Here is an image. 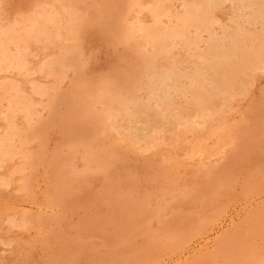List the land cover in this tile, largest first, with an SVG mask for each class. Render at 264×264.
Listing matches in <instances>:
<instances>
[{
  "label": "rangeland",
  "instance_id": "374dc122",
  "mask_svg": "<svg viewBox=\"0 0 264 264\" xmlns=\"http://www.w3.org/2000/svg\"><path fill=\"white\" fill-rule=\"evenodd\" d=\"M65 1L67 4L65 3ZM73 1H75V3ZM119 1H121V2L119 3ZM170 1L171 0H160V1L159 0H147V2H146V0H138L137 3L135 4L134 0H123V1L122 0H106V1L105 0H4V1L0 0V20H1V22H0V102H1L0 103L1 104L0 105V107H1L0 108V118L1 119L4 118V120L0 119V128H1L0 129V135H1L0 136V138H1L0 145H3V146H0V149L2 150V152L0 151V159L2 160V161H0V165H1L0 166V174H1L0 176H2V178L0 177V179H1L0 185L2 184L0 186V205H1L0 211L2 210L1 212H3V215L0 216V248H2V249H0V257L1 256L3 257V258H0L1 264H81V263L86 264L87 262H88L87 264H189V263L190 264H231V263H235V264H254V263L255 264H261V263H263L264 264V65H263L264 62H262L263 64L262 63H258V64L256 63L257 53H258V50L256 47L258 46V44L262 40H264V37H263L264 36V28H262L264 26V14L263 15L260 14L261 16L258 13L254 14L250 8H247V10L246 9L241 10V8H239L237 0H234V1L233 0H230V1L229 0H223V1L213 0L215 2L212 1V3H211V8H212L211 11L212 12L211 13L214 17H216L219 20L218 23H214L211 26V30L214 29V30H212V32L214 34L215 39L216 40L221 39L222 41L227 39L224 42H226V43L228 42V44H229V42L231 43V41L233 39L237 38V35H239L238 33L245 30L242 33L246 36V39L251 44L254 43V44H252L253 47L251 50H249L247 52H243V54H242L243 60L241 62L240 69H238L237 71H234V72H229L228 70L224 69V67L220 64H211L210 62L208 63V60H207L208 55L206 52L207 51L206 48H207V43H208V41H207L208 37L207 36H209V34H208V32H206V31H208L206 29L199 32L200 33L199 37L201 38V40L199 39V42H197L196 44H193L194 46H192V45L190 46L189 43L187 45L186 44V38H184V37H175V38L173 37L174 39L172 37H170V38L167 37V39H165L164 42H163V40H159L157 43H155L157 47L155 46V44L152 45L150 43H147L144 40L145 38L139 32L137 33V31H136V33H135L133 31H131V33L133 32L132 33L133 35H131L130 32H127V30H124L128 27V25L129 26H132L133 24L137 25L139 22H141L145 25H148V24L151 25L154 22V20H153L154 17L152 15V12L148 8L151 5H154L158 2L159 3L162 2L161 4L163 5V7L168 9V11H170V13H177L178 12L179 14H182V11L183 10L185 11V5L183 3H185L186 1H191V0H186V1L185 0H172L171 2ZM152 2H154V3H152ZM178 2H180V3H178ZM43 4H45V5H43ZM119 4L121 6L123 5V7L121 8V6ZM213 4H214V6H213ZM219 4H221V5H219ZM50 5H51V7H50ZM173 5H174V7H173ZM236 5H238V6L236 7ZM99 7H100V9H99ZM141 7H142V10L140 11L139 9H141ZM137 8H138V10H137ZM127 10L129 11L128 13H127ZM125 11H126V15H125ZM137 12H138V14H137ZM237 14H239L240 16ZM250 14H253V15L251 16ZM122 15H124L125 17ZM128 15H130L131 17ZM244 15H246V16H244ZM249 15L252 19L249 17ZM258 15H259V17H258ZM19 16H21V17H19ZM69 16H70V19H69ZM76 16H77V18H76ZM115 16H116V18H115ZM112 17H113V19H112ZM140 17H142V18H140ZM234 17L235 18L237 17V18L235 19ZM40 18H42V21L40 20ZM135 18H136V20H135ZM262 18H263V20H259ZM57 19L59 20V22L60 21L61 22L58 23ZM234 19H235V21H234ZM8 20H10V21H8ZM168 20H169V18L167 16H161V22H162L161 25H163V24H166V25L170 24L171 25L173 20H170V21H168ZM119 21H120V23H119ZM135 21H137V23ZM261 21H263V22H261ZM65 22H66V25H65ZM97 22H99V23H97ZM122 22L124 23V25ZM130 22H131V24L132 23L133 24L131 25ZM220 22H221V24H220ZM249 22H250V24H249ZM259 22H261L260 24L263 23V25H260ZM126 23H127V25H126ZM251 23H252V25H251ZM54 24H56L57 26ZM60 24H61V26L63 25L62 28L64 30L63 29L61 30ZM237 24H239V25L237 26ZM248 24L250 25V27ZM223 25L226 28H224ZM242 25L244 28L246 27L248 31L246 30V28L244 29L242 27ZM163 26H165V25H163ZM216 28H217V30H216ZM258 28H261L259 30H262V31H259ZM36 29H37V31H36ZM52 29H54V30H52ZM39 30H41V31H39ZM74 30H76V31H74ZM227 30H228V32H227ZM239 30H241V31H239ZM192 31H195V29L193 27L190 28V31L189 30L187 31L186 35L191 36L192 34H194V35L197 34L196 32H192ZM231 31H233V32H231ZM51 33H52V35H51ZM123 33H124V36H123ZM125 33H126V35H125ZM249 33H251V34H249ZM257 33H258V35H257ZM91 34H93L92 37H91ZM231 34H233V35H231ZM45 35L47 37H45ZM86 35L88 36V38ZM194 35H192V36H194ZM228 35H230L231 38H229L230 36H228ZM256 35H257V38H255ZM50 36H51L52 40L49 38ZM220 36L221 37L224 36V37L221 38ZM249 36H250V38H247ZM41 37L44 38V40L41 39ZM203 37L205 39H202ZM131 38H133V40ZM31 39L34 42L33 44H32ZM97 39L100 41H98ZM63 40L65 41V43ZM130 40L133 41V43ZM17 41H19V42H17ZM57 41H59V42H57ZM171 41H172V43H171ZM203 41L204 42L207 41V42L204 43ZM45 42L48 44H46ZM101 42H102V44H101ZM142 42L145 43V46ZM53 43H54V45H53ZM256 43H257V45H256ZM103 44H106V46ZM111 44H112V47H111ZM173 44H174V46H173ZM11 45L13 47H11ZM142 46L144 47V49H142L143 48ZM187 46H189V47H187ZM36 47H37V49H36ZM74 47H77V48H74ZM92 47H93V49H92ZM129 47H133V49L131 48V50H130ZM137 47H138V50H137ZM184 47L185 48L187 47L189 50L187 48L185 49ZM15 48H17V50ZM52 49L54 50V52ZM57 49L59 52L57 51ZM61 49L64 51H62ZM193 49L196 50V52ZM204 49H206V50H204ZM20 50H22V51H20ZM143 50L146 52H144ZM88 51H89V53L87 55ZM126 51H127V53H126ZM151 51H153L152 55H151ZM243 51H244V49H243ZM47 52H49V53H47ZM56 52H57V54L55 55L54 53H56ZM110 52H111V54H110ZM132 52H133V54H132ZM29 53H31V54H29ZM114 53L116 54V56ZM142 53L144 55H142ZM99 54H100V56H99ZM158 54H160V55H158ZM133 55H135V56H133ZM29 56H31V57H29ZM152 56H154V57H152ZM192 56H193V58H195V60L192 58ZM150 57H151V59H150ZM160 57H161V59H160ZM180 57H181V59L179 61ZM11 58H12V60H11ZM19 58H21V59L19 60ZM40 58L43 61H40ZM155 58H156V61H155ZM22 59H24V60H22ZM126 59H127V61H126ZM17 60H19L21 62L20 63L18 61L19 65L17 63ZM30 60H31V62H30ZM66 60L69 62L70 65H68V62ZM114 60H115V62H113ZM176 60H178V62H180V63H178ZM181 60L183 62H181ZM203 61L205 62L206 65L204 64ZM64 62H65V64H64ZM108 62H110V63H108ZM169 62H171V63H169ZM35 63H36V65H35ZM47 63H49V64H47ZM202 63H203V66H202ZM207 63H208V66H207ZM71 64H72V66H71ZM105 65H107V66H105ZM124 65L126 67H124ZM215 65H216V67H215ZM256 65H258L260 67V69ZM66 67H67V69L69 68V70H67ZM140 67H142V68H140ZM149 67H151V69L152 68L153 69L152 70L150 69L151 70L150 71ZM38 68L40 69L39 72L36 71V70H38ZM50 68H51V70H50ZM130 68H131V70H130ZM177 68H179V69H177ZM193 68H195L196 70H194ZM220 68H223V69L220 70ZM254 68H256V69H254ZM64 69H65V71H64ZM182 69H184V71L186 73ZM80 70H81V72H80ZM217 70H218V72H217ZM7 71H8V73H7ZM166 71H168V73ZM206 71H209V72L212 71L213 72V73L212 72H210V73L212 74L213 78H215V81H218V83H219L218 89H211L208 84H205V86H204V83L200 78H202V76H201L202 73L206 72ZM254 71H255V73H254ZM28 72H29V74H28ZM31 72H34V74ZM74 72H76V73H74ZM176 72L178 75L176 74ZM200 72H202V73H200ZM227 72H228V74H226ZM17 73H18V75H17ZM232 73H234V74H232ZM242 73L244 74V77H243ZM89 74H90V76H89ZM158 74H161V75H158ZM164 74H165L166 79L162 80V78L164 77L163 76ZM166 74H168L169 76ZM192 74H194V75H192ZM251 74L252 75L255 74V75L252 77ZM4 75H6V77ZM171 75H173V76H171ZM179 75H181V76H179ZM34 76H36V77L34 78ZM94 76H95V78H94ZM147 76H149V77H147ZM245 76L248 78H246ZM25 77H27L26 79H28V78L29 79L28 80L23 79ZM222 77H223V79H222ZM4 78H6V79H4ZM14 78H15V80H14ZM52 78H53V80H52ZM169 78H170V80H169ZM218 78H219V80H218ZM227 78H229V79H227ZM243 79H244V81H243ZM10 80L12 81V83ZM33 80H35V81H33ZM89 80H90V82H89ZM253 80H256V81H253ZM143 81H144V85H143ZM145 81H146V83H145ZM150 81H152V82H150ZM160 81H161V83H160ZM165 81H167V83L169 84L168 87L166 88V90H168V91H165V88L163 87ZM228 81H230V82H228ZM242 81H243V83H242ZM6 82H8V83H6ZM72 82H75V83H72ZM194 82H195V84H194ZM24 83H25V85H23ZM28 83H31L32 85L31 84L28 85ZM69 83H70V86L68 85ZM86 83H88V85ZM153 83H155V84H153ZM238 83H239V85H238ZM255 83H256V85H255ZM26 84H27V86H26ZM52 84H53V86H52ZM76 84H77V86H76ZM147 84H148V86H147ZM185 84L188 86V88ZM228 84H230V85H228ZM241 84H243V85H241ZM136 85H137V88H136ZM158 85H159V87H158ZM190 85H192V87ZM224 85H226V86L224 87ZM31 86H32V89H30ZM44 86H45V88H44ZM104 86L109 87L112 92L110 90L109 91L112 94H114V96H116L118 93L124 94L127 96H130L132 94L130 97L132 98V100L134 102H136V104H138L137 110L139 112L136 111L137 114L135 113L133 116V115H129V113L126 114V113L120 111L112 119L111 123H108V122L104 123L103 122L104 121L103 120V113L105 111V103L103 101L104 98L101 97L102 96L101 92H103L102 87H104ZM176 86L177 87L181 86V87L177 88ZM18 87H19V90H18ZM20 87H21V89H20ZM89 87H91V88H89ZM132 87H133V89H132ZM157 87H158V89H157ZM234 87L236 89H234ZM40 88H41V90H40ZM61 88H62V90H61ZM113 88H115V89H113ZM172 88H173V92H172ZM175 88L178 91H176ZM193 88H196V89L194 90ZM37 89L40 91V93ZM94 89H96V91ZM191 89H193V91ZM42 90L44 92H42ZM1 91H3V92H1ZM4 91L7 93H5ZM179 91L182 92V95ZM234 91H236V92H234ZM23 92H24V95H23ZM32 92H33V94H32ZM145 92L147 94H145ZM153 92H156V94L157 93L158 94L155 95ZM202 92L207 93V94H203ZM245 92H246V94H245ZM12 93H16V95H14V94L12 95ZM19 93L21 95H19ZM72 93H73V95H72ZM149 93H151V94L149 95ZM224 93H225V95H224ZM236 93H237V96L235 95ZM169 94H171V95L169 96ZM135 95L137 98H135ZM153 95H155L156 97ZM188 95H190V96H188ZM192 95H193V97H192ZM210 95L211 96L213 95V96L211 97ZM242 95H244V96H242ZM10 96H11V98H10ZM147 96L150 98H148ZM157 96L159 98H157ZM214 96H216V97H214ZM219 96L221 99L219 98ZM233 96H234V98H233ZM75 97H76V100H75ZM206 97L209 100L210 99L211 100L209 101ZM14 98L17 101V103L15 102ZM44 98L45 99L48 98V99L45 101ZM83 98H84V100H83ZM90 98H91V100H90ZM162 98L164 99V102L162 101ZM187 98H188V100H187ZM191 98H192V100H191ZM198 98L203 99V104L205 106L201 112L202 115L196 116V104L194 101H196V99H198ZM2 99H4L5 101ZM9 99H11V100L9 101ZM149 99H151V100L148 101ZM213 99H215V100H213ZM12 100H13V103H12ZM52 100L53 101L55 100V102L53 103ZM171 100H172V102H171ZM218 100H220V101H218ZM160 101H161V103H160ZM169 101L171 103H169ZM230 101H232V102L230 103ZM41 102H42V105H41ZM44 102L46 103V105H48V108H46L47 106L45 105ZM93 102H95V104ZM140 102H141V104H140ZM191 102H193V103H191ZM19 103H21L20 105H22V106H20ZM216 103L218 104L219 108L217 107ZM14 104L16 107L14 106ZM52 104H53V106H52ZM175 104H176V106H175ZM7 105L11 108L10 110H9V107ZM184 105L186 106V108L184 107ZM23 106H25L26 108H23ZM31 106L33 107V109H31L32 108ZM91 106H93V108ZM148 106L150 108H148ZM163 106H164V108H163ZM170 106H172L175 111L179 112V116H177V117L174 116L175 118L173 116H170V117L164 116V113L167 110L173 111ZM187 106L190 108H188ZM227 106H229L230 108H228ZM232 106L235 110L232 108ZM56 107H57V109H56ZM100 107H102V109H100ZM82 108H83V110H82L83 112L81 111ZM131 108H133V105H131ZM155 108L159 112L155 111L156 110ZM231 109H233L234 111H232ZM36 110L38 111V113ZM147 110L150 114L147 112ZM208 110H209V112H208ZM211 110H213V111H211ZM231 111H232V113H231ZM19 112H20V114H19ZM33 112H35V113H33ZM151 112H152V114H151ZM30 113H32V114H30ZM68 113H69V115H68ZM84 113L86 115L88 113L87 117ZM35 114H36V116H35ZM47 115H48V117H47ZM157 115L160 118H157ZM187 115H189V117H187ZM81 116H84V117L82 118ZM76 117H79V118L77 119ZM135 117H137V118H135ZM143 117H145V118H143ZM147 117L149 120H147ZM155 117H156V119H155ZM219 117H220V119H218ZM27 118L29 119V121ZM124 118L127 120H125ZM5 119H6V121H5ZM12 119H13V121H12ZM178 119H179V121H178ZM225 119L227 120V122ZM9 120H10V122H9ZM58 120H59V122H58ZM128 120H130V121H128ZM173 120H174V122H173ZM4 121H5V123H4ZM26 121H27V123H26ZM85 121L87 122V126H86ZM90 121H91V123H89ZM154 121H156V122H154ZM168 121H171L172 123L171 122L168 123ZM216 121H218V122H216ZM40 122H41V124H40ZM66 122H68V123H66ZM44 123L47 125H45ZM145 123H146V125H145ZM219 123H221V124L219 125ZM6 124H8L7 128L5 127ZM116 124H117V126H116ZM153 124H154V126H153ZM202 124H203V126H202ZM15 125H17V128ZM29 125L31 127H29ZM64 125H65V127H64ZM90 125H91V127H90ZM109 125H112V126L110 127ZM138 125L140 126L139 128H137ZM166 125H167V127H166ZM174 125H175L176 129L174 128ZM194 125L197 127H195ZM213 125H215V126H213ZM45 126H46V128H44ZM76 126H78L79 128H77ZM224 126L227 128V130H226V128H224ZM13 127H14V129H12ZM20 127H22V128L19 129ZM47 127H49V128H47ZM95 127L97 129H95ZM100 127H102V128H100ZM148 127H152V128H148ZM171 127H173V128H171ZM199 127L202 128L203 130L200 129ZM230 127L231 128L233 127V128L231 129ZM9 128H10V130H9ZM25 128H27V129H25ZM221 128L224 130H222ZM28 129H29V131H28ZM74 129H77L78 131L77 130L75 131ZM111 129L113 132L111 131ZM125 129H128V130H125ZM219 129H221V130H219ZM4 130H6L7 132ZM8 130H9V132H8ZM71 130H74V131H71ZM217 130H218V132H220V134L217 132ZM14 131H16V132L14 133ZM24 131H26V133ZM39 131L42 133H40ZM91 131H93V132H91ZM173 131H174V133H172ZM189 131H190V133H189ZM2 132H4V133H2ZM58 132H60V133H58ZM61 132H62V134H61ZM165 132L167 135L165 134ZM200 132H202V134ZM18 133L21 135H19ZM50 133H53V134L50 135ZM144 133H146V134H144ZM222 133H224L225 135ZM12 134H13V136H12L13 138H11ZM68 134H69V136H68ZM99 134H101V135H99ZM113 134H115V136ZM169 134L170 135L172 134L173 136H170ZM177 134H178V136H176ZM197 134L200 136H198ZM213 134H215V135H213ZM216 134H217V136H216ZM204 135H206V136H204ZM208 135H210V136L213 135V136L210 139V136H208ZM221 135H222V137L223 136H225V137L222 138ZM91 136H93V137H91ZM104 136L107 139L106 138L104 139ZM132 136H134V137H132ZM218 136L220 137L221 141L219 140ZM16 137H17V139H16ZM155 137H157V138H155ZM186 137H188V138H186ZM215 137H217L216 141L214 139ZM6 138L7 139L9 138V139L7 140ZM98 138L101 140H99ZM109 138H111V139H109ZM153 138H154V140H153ZM170 138H171V140H170ZM172 138H174V139L177 138V139L174 140ZM21 139H22V141H21ZM40 139H41V141H40ZM62 139H64V140H62ZM91 139H94V140H91ZM186 139H188V140H186ZM192 139H193V142H192ZM198 139H201V140L199 141ZM142 140H143V142H141ZM63 141H64V143H63ZM110 141L113 144V146L110 143ZM148 141H150V142H148ZM226 141H228V142L226 143ZM4 142H5V144H9V146L5 145ZM115 142H117V143H115ZM66 143H67V145H66ZM70 143H71V145L73 144L74 146L72 145L73 146L72 147L70 145ZM76 143L78 145H76ZM118 143H119V146H118ZM151 143H152V145H151ZM162 143H165V145H166V143H168V145L165 146L164 144L162 145ZM11 144H12V146H10ZM61 144L64 146H62ZM146 144L148 145V147ZM192 144H194V145H192ZM217 144L220 146H217ZM222 144H223V146H222ZM5 146H6V149L8 150V152L3 151V148ZM43 146L46 149H44ZM87 146H89V147H87ZM137 146H138V148H136ZM142 146H144V148H142ZM151 146H152V148H151ZM209 146H210V149H209ZM214 146H217L218 148L214 147ZM8 147H9V149H8ZM60 147H62V148H60ZM112 147L114 149L115 148L117 149L119 147V149H117V150L115 149V151H114V149H112V151H111L110 149ZM140 147H141V149H140ZM186 147L188 148V151H187ZM199 147H201V148H199ZM203 147L204 148L206 147L207 150L205 149V151H203L204 150ZM10 148H11V150H10ZM12 148H16V149L14 150ZM58 148H59V150H58ZM163 148H165V149H163ZM196 148H198V149H196ZM22 149L23 150L27 149L28 151L27 150L23 151ZM129 149L130 150L132 149V150L130 151ZM174 149H175V152H174ZM211 149H212V151L213 150H216V151L212 152ZM45 150L48 151V153ZM75 150L77 153L76 152L74 153ZM156 150H158V151L161 150V151L158 152ZM11 151H12V154H11ZM13 151H15V152H13ZM57 151H59V152H57ZM86 151H88V153ZM111 152H112V154H111ZM4 153L6 156L4 155ZM20 153H21V155H20ZM25 153L28 155H26ZM64 153H66L67 156ZM71 153L74 154V156ZM168 153L171 157L168 155ZM194 154L195 155L199 154V155L195 156ZM19 155L21 158L19 157ZM99 155H101V156H99ZM118 155H120V157ZM208 155H211V156L209 157ZM2 156H3V158H2ZM11 156H12V158H11ZM93 156L95 158L97 157L96 160ZM139 156H140V158H139ZM39 157H40V159H39ZM165 157H166V159H164ZM197 157H198V159H197ZM16 158H18V159L16 160ZM48 158L49 159L51 158V159L49 160ZM84 158H85V160H84ZM167 158H168V160H167ZM190 158H192V159H190ZM25 159H27V161L28 160H30V161L27 162ZM205 159H206V161H205ZM89 160L91 162H89ZM98 160L101 162H99ZM209 160H210V162H209ZM18 161H19V163H18ZM167 161L170 163H168ZM197 161H199V162H197ZM15 162H17V163H15ZM199 163H201V164H199ZM184 164H186V165H184ZM202 164H203V166H202ZM5 165L7 167H5ZM13 165H14V167L16 166V168L12 167ZM70 165H72V168ZM19 166H21V167L19 168ZM80 166H82L81 167L82 169L79 168ZM185 167H188V168H185ZM192 167H194V169ZM156 168H158V170ZM15 169H16V172H14ZM20 169H22V170H20ZM73 170H75V173ZM161 170L164 171V176H163V172ZM23 171L26 174H24ZM165 172L169 173L171 176L169 174H168L169 176L167 174L165 175ZM13 173H14V175H13ZM71 173H72V176H70ZM28 174H30V175H28ZM159 174H161L162 177L159 176ZM5 176H7V177H5ZM10 176L12 177L13 181L11 180ZM191 176H192V178H191ZM193 176H194V178H193ZM106 178H108V179H106ZM24 179H26V182ZM71 179H72V181H71ZM2 180L3 181L5 180V181L3 182ZM18 181H19V183H18ZM161 181H163L164 183ZM171 181H172V183H171ZM192 181L194 183L196 182L195 185ZM22 182H24V183H22ZM61 182L65 183V184L61 185ZM21 184H23V185H21ZM73 184H74V186H73ZM182 184H183V186H181ZM174 185H176V186H174ZM167 186H169V187H167ZM63 187L65 188L66 191L64 190ZM13 189H15L16 191ZM178 189H180V190L178 191ZM192 189H193V191H192ZM67 190H68V192H67ZM154 190H155V192H154ZM199 190H200V192H198ZM171 191H173V192H171ZM187 192H188V194H187ZM160 193H161V195H160ZM147 194H148V196H147ZM191 196H192V198H191ZM29 198H30V200H29ZM31 200H33V201H31ZM129 201H130V203H129ZM162 201H163V203H162ZM131 202H133V203H131ZM186 202H188V203H186ZM42 203H43V205H42ZM130 204H132V205H130ZM42 206H45V207H42ZM45 208L47 209L46 211H45ZM37 209L40 212H38ZM159 209H160V211H159ZM3 210L6 212H4ZM41 213H43V214H41ZM45 214H46V216H45ZM9 215H11L10 216L11 218L9 217ZM29 215H30V217H29ZM18 216H21V218L19 217L20 218L19 219ZM12 217H13V220H12ZM8 218H10V219H8ZM8 220H9V222H8ZM14 220H16L17 224L15 223ZM10 221L11 222L13 221V222L11 223ZM7 227H8V229H7ZM165 230H166V232H165ZM152 233H154V234H152ZM12 235H14L13 238H12ZM167 235L169 237H167ZM154 236L157 237L158 239L155 238ZM162 236H164L165 239ZM159 237H161V238H159ZM148 239H150V240L148 241ZM169 239H171L172 241H170ZM9 241H10V243H9ZM14 241H15V243H14ZM1 242H3V243L5 242L4 243L5 245L3 243L1 244ZM175 242L178 244L176 245ZM16 244H20V245L17 246ZM179 244L181 247H179ZM23 245L26 248H24V247L22 248ZM186 245H189V246H186ZM9 246H12V247H9ZM20 246H21V248H20ZM11 249H13V250H11ZM17 249H19V250H17ZM20 249H22V250H20ZM4 250H5V252H4ZM156 250H158V251H156ZM250 252H251V254H250ZM88 254H90V255H88ZM92 254H94V255H92ZM254 255H255V257H254ZM140 256L142 258H140ZM143 257H144V259H143ZM243 257H245L246 259ZM90 259H92V260L89 261ZM137 259L139 262L137 261ZM257 259H258V262H257ZM135 261H137V262H135Z\"/></svg>",
  "mask_w": 264,
  "mask_h": 264
},
{
  "label": "bare ground",
  "instance_id": "6f19581e",
  "mask_svg": "<svg viewBox=\"0 0 264 264\" xmlns=\"http://www.w3.org/2000/svg\"><path fill=\"white\" fill-rule=\"evenodd\" d=\"M4 1V0H3ZM106 1V0H105ZM123 1V0H122ZM137 1L138 0H134V3L136 4L137 3ZM160 1V0H159ZM172 1V0H171ZM170 1V2H171ZM186 1V0H185ZM212 1L213 0H191V1H186L185 3H183L184 5H185V11L183 12L182 11V14H179L178 12V14L177 13H170V11H168V9H166V8H164L163 7V5L161 4V3H156V4H154V5H151V6H149L148 8L150 9V11L152 12V15H153V17H154V22L151 24V25H145V24H143V23H141V22H139L137 25H134L133 23V25L131 24V22H130V24L132 25V26H129L128 25V27L126 28V29H124V30H127V32H130L131 33V31H133V32H135L136 33V31H137V33L139 32L145 39V41L147 42V43H150V44H155V43H157L159 40H163V42H164V40L165 39H167V37H184V38H186V44L188 45V43H189V45L191 46H194L193 44H196L197 42H199V39L201 40V38L199 37V32H201V31H203V30H208V31H206V32H208V34H209V36H207L208 38V43H207V60H208V63L210 62L211 64H220V65H222L223 67H224V69H226V70H228L229 72H234V71H237L238 69H240V66H241V62H242V60H243V57H242V54H243V52H247V51H249V50H251L252 49V47H253V45L252 44H254V43H250L247 39H246V36L242 33V32H244V31H242V32H240V33H238L239 35H237V38H235V39H233L232 41H231V43L229 42V44H228V42L226 43V42H224L225 40H227V39H225L224 41H222L221 39L220 40H216L215 39V37H214V34H213V32H212V30H214V29H212L211 30V26L214 24V23H218L219 22V20L216 18V17H214L213 15H212V11H211V3H212ZM220 1H223V0H220ZM230 1V0H229ZM234 1V0H233ZM232 1V2H233ZM238 1V5H239V8H241V10L243 9H246L247 10V8H250L252 11H253V13L254 14H256V13H258L259 15L261 14V15H263L264 14V1L263 0H237ZM49 2V1H48ZM51 2V1H50ZM61 2V1H60ZM63 2V1H62ZM74 3H75V1H73ZM117 2V1H116ZM121 1H119V3H120ZM126 2V1H125ZM130 2V1H129ZM146 2H147V0H146ZM213 2H215V1H213ZM43 3V2H42ZM65 3H66V1H65ZM99 3V2H98ZM118 3V2H117ZM151 3V2H150ZM152 3H154V2H152ZM167 3V2H166ZM178 3H180V2H178ZM182 3V2H181ZM218 3V2H217ZM224 3V2H223ZM67 4V3H66ZM78 4V3H77ZM123 4V3H122ZM134 4V5H135ZM145 4V3H144ZM222 4V3H221ZM221 4H219V5H221ZM225 4V3H224ZM236 4V3H235ZM43 5H45V4H43ZM47 5V4H46ZM120 5V4H119ZM125 5V4H124ZM182 5V4H181ZM218 5V6H219ZM223 5V4H222ZM228 5V4H227ZM238 5H236V7L238 6ZM49 6V5H48ZM57 6V5H56ZM71 6V5H70ZM78 6V5H77ZM97 6V5H96ZM121 6V5H120ZM213 6H214V4H213ZM50 7H51V5H50ZM67 7V6H66ZM106 7V6H105ZM123 7V5L121 6V8ZM173 7H174V5H173ZM225 7V6H224ZM227 7V6H226ZM182 8V7H181ZM216 8V7H215ZM223 8V7H222ZM232 8V7H231ZM67 9V8H66ZM99 9H100V7H99ZM130 9V8H129ZM82 10V9H81ZM114 10V9H113ZM118 10V9H117ZM122 10V9H121ZM133 10V9H132ZM137 10H138V8H137ZM140 11L142 10V7H141V9H139ZM237 10V9H236ZM239 10V9H238ZM49 11V10H48ZM176 11V10H175ZM223 11V10H222ZM251 11V12H252ZM36 12V11H35ZM82 12V11H81ZM116 12V11H115ZM129 11L127 10V13H128ZM240 12V11H239ZM247 12V11H246ZM51 13V12H50ZM67 13V12H66ZM101 13V12H100ZM111 13V12H110ZM119 13V12H118ZM144 13V12H143ZM146 13V12H145ZM219 13V12H218ZM30 14V13H29ZM122 14V13H121ZM135 14V13H134ZM137 14H138V12H137ZM136 14V15H137ZM148 14V13H147ZM223 14V13H222ZM242 14V13H241ZM247 14V13H246ZM55 15V14H54ZM69 15V14H68ZM79 15V14H78ZM118 15V14H117ZM125 15H126V11H125ZM133 15V14H132ZM141 15V14H140ZM151 15V16H152ZM237 15H239V14H237ZM251 16L253 15V14H250ZM250 15H249V17H250ZM259 15H258V17H259ZM260 15V16H261ZM36 16V15H35ZM56 16V15H55ZM122 16H124V15H122ZM128 16H130V15H128ZM161 16H167L168 18H169V20L168 21H170V20H173V22H172V24L170 25H166V24H163V25H165V26H163V25H161ZM240 16V15H239ZM238 16V17H239ZM244 16H246V15H244ZM255 16V15H254ZM19 17H21V16H19ZM26 17V16H25ZM50 17V16H49ZM72 17V16H71ZM125 17V16H124ZM131 17V16H130ZM137 17V16H136ZM220 17V16H219ZM15 18V17H14ZM76 18H77V16H76ZM115 18H116V16H115ZM121 18V17H120ZM140 18H142V17H140ZM139 18V19H140ZM235 18V17H234ZM237 18V17H236ZM235 18V19H236ZM245 18V17H244ZM243 18V19H244ZM251 18V17H250ZM19 19V18H18ZM69 19H70V16H69ZM85 19V18H84ZM112 19H113V17H112ZM147 19V18H146ZM228 19V18H227ZM235 19H234V21H235ZM239 19V18H238ZM248 19V18H247ZM252 19V18H251ZM250 19V20H251ZM4 20V19H3ZM40 20L42 21V18H40ZM58 20V19H57ZM56 20V21H57ZM102 20V19H101ZM135 20H136V18H135ZM230 20V19H229ZM254 20V19H253ZM259 20H263V18L262 19H259ZM8 21H10V20H8ZM7 21V22H8ZM123 21V20H122ZM126 21V20H125ZM124 21V22H125ZM130 21V20H129ZM164 21V20H163ZM166 21V20H165ZM167 21V22H168ZM0 22H1V20H0ZM12 22V21H11ZM45 22V21H44ZM61 22V21H60ZM59 22V20H58V23H60ZM81 22V21H80ZM103 22V21H102ZM136 23H137V21H135ZM242 22V21H241ZM256 22V21H255ZM254 22V23H255ZM258 22V21H257ZM261 22H263V21H261ZM261 22H259V24L261 23ZM53 23V22H52ZM97 23H99V22H97ZM119 23H120V21H119ZM123 23V22H122ZM129 23V22H128ZM166 23V22H165ZM234 23V22H233ZM27 24V23H26ZM63 24V23H62ZM118 24V23H117ZM220 24H221V22H220ZM243 24V23H242ZM249 24H250V22H249ZM248 24V25H249ZM24 25V24H23ZM37 25V24H36ZM39 25V24H38ZM54 25H56V24H54ZM65 25H66V22H65ZM101 25V24H100ZM123 25H124V23H123ZM126 25H127V23H126ZM225 25V24H224ZM224 25H223V27H224ZM239 24H237V26H238ZM251 25H252V23H251ZM254 25V24H253ZM257 25V24H256ZM260 25H263V23L262 24H260ZM17 26V25H16ZM57 26V25H56ZM59 26V25H58ZM60 26H61V24H60ZM63 26V25H62ZM62 26H61V30L63 29L62 28ZM90 26V25H89ZM220 26V25H219ZM18 27V26H17ZM66 27V26H65ZM64 27V28H65ZM86 27V26H85ZM91 27V26H90ZM114 27V26H113ZM191 27H193L194 29H195V31H192V32H196L197 34L196 35H194V34H192V35H194V36H187L186 35V33H187V31L189 30L190 31V28ZM222 27V26H221ZM222 27V28H223ZM242 27H243V25H242ZM249 27H250V25H249ZM13 28V27H12ZM16 28V27H15ZM92 28V27H91ZM90 28V29H91ZM124 28V27H123ZM213 28V27H212ZM224 28H226V27H224ZM223 28V29H224ZM237 28V27H236ZM244 28V27H243ZM246 28V27H245ZM244 28V29H245ZM252 28V27H251ZM262 28H264V26L262 27ZM34 29V28H33ZM39 29V28H38ZM88 29V28H87ZM94 29V28H93ZM239 29V28H238ZM253 29V28H252ZM251 29V30H252ZM259 29H261V28H258V30ZM44 30V29H43ZM52 30H54V29H52ZM64 30V29H63ZM103 30V29H102ZM216 30H217V28H216ZM219 30V29H218ZM222 30V29H221ZM230 30V29H229ZM246 30H247V28H246ZM36 31H37V29H36ZM39 31H41V30H39ZM48 31V30H47ZM66 31V30H65ZM74 31H76V30H74ZM88 31V30H87ZM90 31V30H89ZM96 31V30H95ZM100 31V30H99ZM234 31V30H233ZM233 31H231V32H233ZM239 31H241V30H239ZM248 31V30H247ZM259 31H262V30H259ZM49 32V31H48ZM55 32V31H54ZM91 32V31H90ZM89 32V33H90ZM132 32V33H133ZM205 32V33H206ZM220 32V31H219ZM226 32V31H225ZM227 32H228V30H227ZM253 32V31H252ZM251 32V33H252ZM88 33V34H89ZM92 33V32H91ZM97 33V32H96ZM95 33V34H96ZM131 33V35H133ZM134 33V34H135ZM217 33V32H216ZM251 33H249V34H251ZM25 34V33H24ZM43 34V33H42ZM78 34V33H77ZM94 34V35H95ZM98 34V33H97ZM101 34V33H100ZM248 34V33H247ZM38 35V34H37ZM36 35V36H37ZM51 35H52V33H51ZM85 35V34H84ZM92 35L93 34H91V37H92ZM125 35H126V33H125ZM139 35V34H138ZM140 35V36H141ZM220 35V34H219ZM218 35V36H219ZM231 35H233V34H231ZM257 35H258V33H257ZM257 35H256V37L255 38H257ZM34 36V35H33ZM55 36V35H54ZM69 36V35H68ZM87 36V35H86ZM123 36H124V33H123ZM226 36V35H225ZM228 36H230V35H228ZM251 36V35H250ZM250 36L249 37H247V38H250ZM260 36V35H259ZM40 37V36H39ZM45 37H47L46 35H45ZM64 37V36H63ZM76 37V36H75ZM84 37V36H83ZM96 37V36H95ZM221 37V36H220ZM224 36H222L221 38H223ZM261 37V36H260ZM264 37V36H263ZM5 38V37H4ZM51 40H52V38H51V36L49 37ZM71 38V37H70ZM87 38H88V36H87ZM124 38V37H123ZM173 38V39H174ZM217 38V37H216ZM228 38V37H227ZM229 38H231V36L229 37ZM254 38V39H255ZM25 39V38H24ZM41 39H43L44 40V38H42L41 37ZM55 39V38H54ZM59 39V38H58ZM132 40H133V38H131ZM139 39V38H138ZM202 39H205L204 37L202 38ZM219 39V38H218ZM28 40V39H27ZM57 40V39H56ZM75 40V39H74ZM86 40V39H85ZM90 40V39H89ZM98 40V39H97ZM110 40V39H109ZM114 40V39H113ZM7 41V40H6ZM31 41H32V39H31ZM30 41V42H31ZM64 41V40H63ZM69 41V40H68ZM77 41V40H76ZM75 41V42H76ZM98 41H100V40H98ZM122 41V40H121ZM131 41V40H130ZM136 41V40H135ZM139 41V40H138ZM169 41V40H168ZM167 41V42H168ZM182 41V40H181ZM207 41H205V42H207ZM254 41V40H253ZM252 41V42H253ZM17 42H19V41H17ZM21 42V41H20ZM50 42V41H49ZM57 42H59V41H57ZM67 42V41H66ZM74 42V41H73ZM78 42V41H77ZM103 42V41H102ZM102 42H101V44H102ZM124 42V41H123ZM132 43H133V41H131ZM204 42V41H203ZM204 42V43H205ZM34 42L32 41V44H33ZM46 43V42H45ZM61 43V42H60ZM63 43V42H62ZM64 43H65V41H64ZM81 43V42H80ZM79 43V44H80ZM105 43V42H104ZM115 43V42H114ZM117 43V42H116ZM126 43V42H125ZM140 43V42H139ZM143 43V42H142ZM141 43V44H142ZM171 43H172V41H171ZM179 43V42H178ZM185 43V42H184ZM202 43V42H201ZM46 44H48V43H46ZM71 44V43H70ZM100 44V43H99ZM100 44V45H101ZM144 44V46H145V43H143ZM160 44V43H159ZM177 44V43H176ZM13 45V44H12ZM11 45V47H13ZM25 45V44H24ZM53 45H54V43H53ZM59 45V44H58ZM66 45V44H65ZM73 45V44H72ZM78 45V44H77ZM81 45V44H80ZM83 45V44H82ZM92 45V44H91ZM103 45H105L106 46V44H103ZM128 45V44H127ZM134 45V44H133ZM165 45V44H164ZM170 45V44H169ZM184 45V44H183ZM256 45H257V43H256ZM20 46V45H19ZM35 46V45H34ZM52 46V45H51ZM56 46V45H55ZM67 46V45H66ZM65 46V47H66ZM76 46V45H75ZM123 46V45H122ZM132 46V45H131ZM136 46V45H135ZM148 46V45H147ZM155 46H156V44H155ZM162 46V45H161ZM171 46V45H170ZM173 46H174V44H173ZM176 46V45H175ZM181 46V45H180ZM198 46V45H197ZM202 46V45H201ZM64 47V46H63ZM68 47V46H67ZM111 47H112V44H111ZM143 47V46H142ZM157 47V46H156ZM159 47V46H158ZM164 47V46H163ZM172 47V46H171ZM187 47H189V46H187ZM186 47V48H187ZM196 47V46H195ZM194 47V48H195ZM20 48V47H19ZM23 48V47H22ZM21 48V49H22ZM41 48V47H40ZM74 48H77V47H74ZM96 48V47H95ZM103 48V47H102ZM106 48V47H105ZM116 48V47H115ZM120 48V47H119ZM130 48V50H131V48L133 49V47H129ZM167 48V47H166ZM173 48V47H172ZM185 48V47H184ZM185 48V49H186ZM204 48V47H203ZM257 48V50H258V53H257V61H256V63L258 64V63H262V62H264V40H262L259 44H258V46L256 47ZM16 50H17V48H15ZM30 49V48H29ZM35 49V48H34ZM36 49H37V47H36ZM39 49V48H38ZM92 49H93V47H92ZM108 49V48H107ZM118 49V48H117ZM142 49H144V47L142 48ZM182 49V48H181ZM188 49V48H187ZM206 49H204V50H206ZM243 49H244V51H243ZM11 50V49H10ZM32 50V49H31ZM42 50V49H41ZM40 50V51H41ZM53 50V49H52ZM62 50V49H61ZM67 50V49H66ZM81 50V49H80ZM84 50V49H83ZM90 50V49H89ZM100 50V49H99ZM110 50V49H109ZM112 50V49H111ZM137 50H138V47H137ZM149 50V49H148ZM179 50V49H178ZM189 50V49H188ZM194 50V49H193ZM20 51H22V50H20ZM57 51H58V49H57ZM62 51H64V50H62ZM73 51V50H72ZM116 51V50H115ZM136 51V50H135ZM134 51V52H135ZM144 51V50H143ZM192 51V50H191ZM195 52H196V50H194ZM193 51V52H194ZM200 51V50H199ZM53 52H54V50H53ZM59 52V51H58ZM67 52V51H66ZM65 52V53H66ZM91 52V51H90ZM112 52V51H111ZM111 52H110V54H111ZM144 52H146V51H144ZM152 52L153 51H151V55H152ZM155 52V51H154ZM158 52V51H157ZM205 52V53H206ZM253 52V51H252ZM17 53V52H16ZM38 53V52H37ZM36 53V54H37ZM47 53H49V52H47ZM46 53V54H47ZM88 53H89V51L87 52V55H88ZM126 53H127V51H126ZM149 53V52H148ZM192 53V52H191ZM203 53V52H202ZM201 53V54H202ZM20 54V53H19ZM24 54V53H23ZM29 54H31V53H29ZM42 54V53H41ZM44 54V53H43ZM55 55L57 54V52L56 53H54ZM71 54V53H70ZM115 54V53H114ZM131 54V53H130ZM132 54H133V52H132ZM135 54V53H134ZM188 54V53H187ZM16 55V54H15ZM27 55V54H26ZM45 55V54H44ZM43 55V56H44ZM67 55V54H66ZM65 55V56H66ZM78 55V54H77ZM86 55V56H87ZM138 55V54H137ZM142 55H144L143 53H142ZM158 55H160V54H158ZM177 55V54H176ZM189 55V54H188ZM187 55V56H188ZM197 55V54H196ZM195 55V56H196ZM256 55V54H255ZM34 56V55H33ZM40 56V55H39ZM63 56V55H62ZM68 56V55H67ZM75 56V55H74ZM99 56H100V54H99ZM115 56H116V54H115ZM119 56V55H118ZM133 56H135V55H133ZM156 56V55H155ZM191 56V55H190ZM194 56V55H193ZM193 56H192V58H193ZM16 57V56H15ZM27 57V56H26ZM29 57H31V56H29ZM152 57H154V56H152ZM162 57V56H161ZM161 57H160V59H161ZM197 57V56H196ZM34 58V57H33ZM42 58V57H41ZM41 58H40V61H43V60H41ZM52 58V57H51ZM88 58V57H87ZM132 58V57H131ZM169 58V57H168ZM176 58V57H175ZM190 58V57H189ZM200 58V57H199ZM203 58V57H202ZM6 59V58H5ZM21 58H19V60H20ZM29 59V58H28ZM45 59V58H44ZM65 59V58H64ZM140 59V58H139ZM150 59H151V57H150ZM149 59V60H150ZM173 59V58H172ZM177 59V58H176ZM180 59H181V57L179 58V61H180ZM194 60H195V58H193ZM197 59V58H196ZM11 60H12V58H11ZM15 60V59H14ZM19 60H17V63H18V61ZM22 60H24V59H22ZM26 60V59H25ZM62 60V59H61ZM80 60V59H79ZM116 60V59H115ZM115 60L113 61V62H115ZM183 60V59H182ZM181 60V62H183ZM193 60V61H194ZM201 60V59H200ZM205 60V59H204ZM35 61V60H34ZM38 61V60H37ZM65 61V60H64ZM67 61V60H66ZM72 61V60H71ZM93 61V60H92ZM119 61V60H118ZM126 61H127V59H126ZM155 61H156V58H155ZM171 61V60H170ZM174 61V60H173ZM177 62H178V60H176ZM186 61V60H185ZM202 61V60H201ZM246 61V60H245ZM20 62V61H19ZM23 62V61H22ZM30 62H31V60H30ZM36 62V61H35ZM48 62V61H47ZM68 62V61H67ZM98 62V61H97ZM130 62V61H129ZM188 62V61H187ZM199 62V61H198ZM204 62V61H203ZM21 63V62H20ZM94 63V62H93ZM108 63H110V62H108ZM112 63V62H111ZM117 63V62H116ZM120 63V62H119ZM118 63V64H119ZM145 63V62H144ZM147 63V62H146ZM156 63V62H155ZM164 63V62H163ZM169 63H171V62H169ZM178 63H180V62H178ZM185 63V62H184ZM194 63V62H193ZM201 63V62H200ZM208 63H207V66H208ZM15 64V63H14ZM13 64V65H14ZM28 64V63H27ZM38 64V63H37ZM47 64H49V63H47ZM64 64H65V62H64ZM86 64V63H85ZM97 64V63H96ZM127 64V63H126ZM192 64V63H191ZM197 64V63H196ZM204 64H205V62H204ZM263 64V63H262ZM261 64V65H262ZM9 65V64H8ZM18 65H19V63H18ZM35 65H36V63H35ZM39 65V64H38ZM68 65H70L69 64V62H68ZM80 65V64H79ZM117 65V64H116ZM133 65V64H132ZM193 65V64H192ZM206 65V64H205ZM264 65V64H263ZM71 66H72V64H71ZM105 66H107V65H105ZM110 66V65H109ZM159 66V65H158ZM157 66V67H158ZM161 66V65H160ZM191 66V65H190ZM200 66V65H199ZM202 66H203V63H202ZM213 66V65H212ZM257 67H259L258 65H256ZM15 67V66H14ZM38 67V66H37ZM49 67V66H48ZM79 67V66H78ZM124 67H126L125 65H124ZM128 67V66H127ZM152 67V66H151ZM151 67H149V70L151 69ZM156 67V66H155ZM164 67V66H163ZM195 67V66H194ZM201 67V66H200ZM215 67H216V65H215ZM218 67V66H217ZM250 67V66H249ZM5 68V67H4ZM28 68V67H27ZM31 68V67H30ZM36 68V67H35ZM63 68V67H62ZM104 68V67H103ZM140 68H142V67H140ZM160 68V67H159ZM169 68V67H168ZM173 68V67H172ZM171 68V69H172ZM175 68V67H174ZM186 68V67H185ZM184 68V69H185ZM189 68V67H188ZM66 69H67V67H66ZM71 69V68H70ZM112 69V68H111ZM153 69V68H152ZM151 69V70H152ZM177 69H179V68H177ZM184 69H182L183 71H184ZM190 69V68H189ZM194 70H196L195 68H193ZM207 69V68H206ZM213 69V68H212ZM217 69V68H216ZM221 69H223V68H220V70ZM253 69V68H252ZM254 69H256V68H254ZM259 69H260V67H259ZM3 70V69H2ZM7 70V69H6ZM5 70V71H6ZM16 70V69H15ZM42 70V69H41ZM50 70H51V68H50ZM53 70V69H52ZM63 70V69H62ZM67 70H69V68L67 69ZM72 70V69H71ZM78 70V69H77ZM82 70V69H81ZM81 70H80V72H81ZM130 70H131V68H130ZM135 70V69H134ZM138 70V69H137ZM148 70V69H147ZM150 70V71H151ZM155 70V69H154ZM160 70V69H159ZM199 70V69H198ZM219 70V69H218ZM218 70H217V72H218ZM225 70V71H226ZM247 70V69H246ZM251 70V69H250ZM4 71V70H3ZM30 71V70H29ZM37 72H39L40 71V69L38 68V70H36ZM49 71V70H48ZM64 71H65V69H64ZM73 71V70H72ZM105 71V70H104ZM162 71V70H161ZM165 71V70H164ZM176 71V70H175ZM192 71V70H191ZM214 71V70H213ZM62 72V71H61ZM144 72V71H143ZM149 72V71H148ZM153 72V71H152ZM167 73H168V71H166ZM171 72V71H170ZM179 72V71H178ZM185 72V71H184ZM194 72V71H193ZM199 72V71H198ZM210 72H212V71H210ZM209 71H206V72H200V73H202V78H200L202 81H203V83H204V86H205V84H208L209 85V87L211 88V89H218L219 88V83H218V81H215V78H213V76H212V74L210 73ZM258 72V71H257ZM262 72V71H261ZM260 72V73H261ZM7 73H8V71H7ZM12 73V72H11ZM24 73V72H23ZM31 73H33L34 74V72H31ZM30 73V74H31ZM44 73V72H43ZM53 73V72H52ZM73 73V72H72ZM74 73H76V72H74ZM98 73V72H97ZM139 73V72H138ZM150 73V72H149ZM158 73V72H157ZM162 73V72H161ZM173 73V72H172ZM186 73V72H185ZM213 73V72H212ZM215 73V72H214ZM254 73H255V71H254ZM28 74H29V72H28ZM32 74V75H33ZM48 74V73H47ZM56 74V73H55ZM86 74V73H85ZM118 74V73H117ZM124 74V73H123ZM144 74V73H143ZM142 74V75H143ZM176 74H177V72H176ZM175 74V75H176ZM216 74V73H215ZM214 74V75H215ZM226 74H228V72L226 73ZM232 74H234V73H232ZM243 74V73H242ZM2 75V74H1ZM16 75V74H15ZM17 75H18V73H17ZM54 75V74H53ZM62 75V74H61ZM66 75V74H65ZM73 75V74H72ZM158 75H161V74H158ZM166 75H168V74H166ZM178 75V74H177ZM182 75V74H181ZM181 75H179V76H181ZM188 75V74H187ZM192 75H194V74H192ZM198 75V74H197ZM196 75V76H197ZM252 75V74H251ZM255 74H253L252 75V77L254 76ZM5 77H6V75H4ZM13 76V75H12ZM49 76V75H48ZM77 76V75H76ZM89 76H90V74H89ZM125 76V75H124ZM150 76V75H149ZM149 76H147V77H149ZM157 76V75H156ZM155 76V77H156ZM164 77L162 78V80H165L166 78H165V74L163 75ZM169 76V75H168ZM171 76H173V75H171ZM189 76V75H188ZM199 76V75H198ZM216 76V75H215ZM219 76V75H218ZM229 76V75H228ZM231 76V75H230ZM236 76V75H235ZM240 76V75H239ZM247 76V75H246ZM245 76V77H246ZM257 76V75H256ZM259 76V75H258ZM9 77V76H8ZM36 76H34V78H35ZM65 77V76H64ZM81 77V76H80ZM87 77V76H86ZM102 77V76H101ZM135 77V76H134ZM145 77V76H144ZM143 77V78H144ZM161 77V76H160ZM177 77V76H176ZM175 77V78H176ZM186 77V76H185ZM190 77V76H189ZM217 77V76H216ZM226 77V76H225ZM243 77H244V74H243ZM10 78V77H9ZM16 78V77H15ZM15 78H14V80H15ZM27 77H25V78H23V79H26ZM33 78V77H32ZM39 78V77H38ZM45 78V77H44ZM56 78V77H55ZM58 78V77H57ZM69 78V77H68ZM84 78V77H83ZM94 78H95V76H94ZM114 78V77H113ZM181 78V77H180ZM179 78V79H180ZM197 78V77H196ZM246 78H248V77H246ZM251 78V77H250ZM256 78V77H255ZM4 79H6V78H4ZM17 79V78H16ZM29 79V78H28ZM28 79H26V80H28ZM42 79V78H41ZM65 79V78H64ZM77 79V78H76ZM90 79V78H89ZM147 79V78H146ZM151 79V78H150ZM186 79V78H185ZM222 79H223V77H222ZM227 79H229V78H227ZM226 79V80H227ZM254 79V78H253ZM18 80V79H17ZM32 80V79H31ZM47 80V79H46ZM52 80H53V78H52ZM55 80V79H54ZM62 80V79H61ZM72 80V79H71ZM169 80H170V78H169ZM173 80V79H172ZM175 80V79H174ZM183 80V79H182ZM218 80H219V78H218ZM240 80V79H239ZM248 80V79H247ZM259 80V79H258ZM6 81V80H5ZM11 81V80H10ZM30 81V80H29ZM33 81H35V80H33ZM37 81V80H36ZM74 81V80H73ZM85 81V80H84ZM87 81V80H86ZM186 81V80H185ZM236 81V80H235ZM241 81V80H240ZM239 81V82H240ZM243 81H244V79H243ZM243 81H242V83H243ZM253 81H256V80H253ZM4 82V81H3ZM15 82V81H14ZM13 82V83H14ZM51 82V81H50ZM59 82V81H58ZM70 82V81H69ZM79 82V81H78ZM82 82V81H81ZM89 82H90V80H89ZM150 82H152V81H150ZM158 82V81H157ZM175 82V81H174ZM200 82V81H199ZM228 82H230V81H228ZM227 82V83H228ZM6 83H8V82H6ZM11 83H12V81H11ZM18 83V82H17ZM45 83V82H44ZM57 83V82H56ZM60 83V82H59ZM72 83H75V82H72ZM105 83V82H104ZM135 83V82H134ZM145 83H146V81H145ZM160 83H161V81H160ZM177 83V82H176ZM182 83V82H181ZM185 83V82H184ZM201 83V82H200ZM224 83V82H223ZM247 83V82H246ZM249 83V82H248ZM29 84H31V83H28V85ZM43 84V83H42ZM50 84V83H49ZM87 85H88V83H86ZM136 84V83H135ZM153 84H155V83H153ZM188 84V83H187ZM194 84H195V82H194ZM237 84V83H236ZM250 84V83H249ZM248 84V85H249ZM23 85H25V83L23 84ZM32 85V84H31ZM69 86H70V83L68 84ZM83 85V84H82ZM138 85V84H137ZM137 85H136V88H137ZM143 85H144V81H143ZM168 83H167V81H165V83H164V88H165V91H168V90H166V88L168 87ZM172 85V84H171ZM175 85V84H174ZM177 85V84H176ZM184 85V84H183ZM186 85V84H185ZM197 85V84H196ZM199 85V84H198ZM202 85V84H201ZM228 85H230V84H228ZM238 85H239V83H238ZM241 85H243V84H241ZM253 85V84H252ZM255 85H256V83H255ZM9 86V85H8ZM18 86V85H17ZM26 86H27V84H26ZM51 86V85H50ZM52 86H53V84H52ZM65 86V85H64ZM73 86V85H72ZM76 86H77V84H76ZM86 86V85H85ZM90 86V85H89ZM95 86V85H94ZM102 86V85H101ZM113 86V85H112ZM111 86V87H112ZM139 86V85H138ZM141 86V85H140ZM147 86H148V84H147ZM187 86V85H186ZM191 87H192V85H190ZM194 86V85H193ZM226 85H224V87H225ZM4 87V86H3ZM35 87V86H34ZM42 87V86H41ZM67 87V86H66ZM79 87V86H78ZM87 87V86H86ZM92 87V86H91ZM91 87H89V88H91ZM150 87V86H149ZM156 87V86H155ZM158 87H159V85H158ZM158 87H157V89H158ZM172 87V86H171ZM177 87V86H176ZM179 87V86H178ZM177 87V88H178ZM181 87V86H180ZM179 87V88H180ZM17 88V87H16ZM30 88V87H29ZM28 88V89H29ZM36 88V87H35ZM44 88H45V86H44ZM72 88V87H71ZM84 88V87H83ZM93 88V87H92ZM97 88V87H96ZM99 88V87H98ZM144 88V87H143ZM146 88V87H145ZM148 88V87H147ZM187 88H188V86H187ZM198 88V87H197ZM239 88V87H238ZM244 88V87H243ZM11 89V88H10ZM20 89H21V87H20ZM25 89V88H24ZM30 89H32V86H31V88ZM29 89V90H30ZM58 89V88H57ZM76 89V88H75ZM79 89V88H78ZM82 89V88H81ZM113 89H115V88H113ZM132 89H133V87H132ZM152 89V88H151ZM150 89V90H151ZM154 89V88H153ZM194 90L196 89V88H193ZM193 89H191L192 91H193ZM203 89V88H202ZM207 89V88H206ZM221 89V88H220ZM233 89V88H232ZM234 89H236L235 87H234ZM253 89V88H252ZM18 90H19V87H18ZM26 90V89H25ZM38 90V89H37ZM40 90H41V88H40ZM61 90H62V88H61ZM60 90V91H61ZM95 91H96V89H94ZM102 90H103V92H101L102 93V98H104L103 99V101H104V103H105V111H104V113H103V122L104 123H111L112 122V119L116 116V114H118L120 111H122V112H124V113H129V115H133L134 116V114L136 113V111H138L137 109H138V104H136V102H134L133 100H132V98L130 97V96H127V95H124V94H120V93H118L116 96H114V94H112L111 92V90H110V88L109 87H107V86H104V87H102ZM111 92H110V91ZM122 90V89H121ZM124 90V89H123ZM126 90V89H125ZM141 90V89H140ZM145 90V89H144ZM143 90V91H144ZM147 90V89H146ZM163 90V89H162ZM175 90L176 91H178L176 88H175ZM198 90V89H197ZM201 90V89H200ZM242 90V89H241ZM250 90V89H249ZM8 91V90H7ZM32 91V90H31ZM39 91V90H38ZM54 91V90H53ZM59 91V90H58ZM77 91V90H76ZM101 91V90H100ZM115 91V90H114ZM154 91V90H153ZM189 91V90H188ZM187 91V92H188ZM244 91V90H243ZM1 92H3V91H1ZM5 92V91H4ZM9 92V91H8ZM42 92H44L43 90H42ZM63 92V91H62ZM93 92V91H92ZM122 92V91H121ZM130 92V91H129ZM172 92H173V88H172ZM180 93H181V95H182V92L181 91H179ZM186 92V93H187ZM198 92V91H197ZM233 92V91H232ZM234 92H236V91H234ZM5 93H7V92H5ZM39 93H40V91H39ZM54 93V92H53ZM88 93V92H87ZM94 93V92H93ZM125 93V92H124ZM155 95H157L156 94V92H153ZM165 93V92H164ZM179 93V94H180ZM201 93V92H200ZM203 93V92H202ZM212 93V92H211ZM210 93V94H211ZM217 93V92H216ZM242 93V92H241ZM240 93V94H241ZM16 95V93H12V95ZM32 94H33V92H32ZM36 94V93H35ZM43 94V93H42ZM48 94V93H47ZM145 94H147L146 92H145ZM151 93H149V95H150ZM189 94V93H188ZM197 94V93H196ZM195 94V95H196ZM203 94H207V93H203ZM222 94V93H221ZM227 94V93H226ZM229 94V93H228ZM239 94V95H240ZM245 94H246V92H245ZM244 94V95H245ZM18 95V94H17ZM19 95H21L20 93H19ZM23 95H24V92H23ZM29 95V94H28ZM37 95V94H36ZM54 95V94H53ZM52 95V96H53ZM72 95H73V93H72ZM89 95V94H88ZM155 95H153V96H155ZM162 95V94H161ZM171 94H169V96H170ZM178 95V94H177ZM200 95V94H199ZM198 95V96H199ZM217 95V94H216ZM224 95H225V93H224ZM234 95V94H233ZM236 96H237V93L235 94ZM238 95V96H239ZM244 95H242V96H244ZM31 96V95H30ZM45 96V95H44ZM43 96V97H44ZM55 96V95H54ZM134 96V95H133ZM143 96V95H142ZM160 96V95H159ZM166 96V95H165ZM184 96V95H183ZM188 96H190V95H188ZM209 96V95H208ZM211 96V95H210ZM213 96V95H212ZM211 96V97H212ZM232 96V95H231ZM7 97V96H6ZM15 97V96H14ZM46 97V96H45ZM71 97V96H70ZM74 97V96H73ZM141 97V96H140ZM139 97V98H140ZM148 97V96H147ZM156 97V96H155ZM192 97H193V95H192ZM214 97H216V96H214ZM226 97V96H225ZM10 98H11V96H10ZM13 98V97H12ZM19 98V97H18ZM67 98V97H66ZM88 98V97H87ZM106 98V99H105ZM135 98H137L136 97V95H135ZM145 98V97H144ZM148 98H150V97H148ZM152 98V97H151ZM157 98H159L158 96H157ZM171 98V97H170ZM174 98V97H173ZM196 98V97H195ZM207 98V97H206ZM219 98H220V96H219ZM233 98H234V96H233ZM243 98V97H242ZM17 99V98H16ZM31 99V98H30ZM29 99V100H30ZM35 99V98H34ZM33 99V100H34ZM45 99V98H44ZM48 98H46L45 99V101L47 100ZM74 99V98H73ZM82 99V98H81ZM143 99V98H142ZM176 99V98H175ZM205 99V98H204ZM208 99V98H207ZM218 99V98H217ZM221 99V98H220ZM231 99V98H230ZM2 100H4V99H2ZM11 99H9V101H10ZM14 100H15V98H14ZM26 100V99H25ZM37 100V99H36ZM75 100H76V97H75ZM79 100V99H78ZM83 100H84V98H83ZM90 100H91V98H90ZM151 99H149L148 101H150ZM158 100V99H157ZM187 100H188V98H187ZM190 100V99H189ZM191 100H192V98H191ZM209 100V99H208ZM211 100V99H210ZM209 100V101H210ZM213 100H215V99H213ZM224 100V99H223ZM228 100V99H227ZM5 101V100H4ZM53 101V100H52ZM74 101V100H73ZM80 101V100H79ZM78 101V102H79ZM101 101V100H100ZM138 101V100H137ZM156 101V100H155ZM162 101L164 102V99L162 98ZM218 101H220V100H218ZM217 101V102H218ZM222 101V100H221ZM15 102L17 103V101L15 100ZM28 102V101H27ZM48 102V101H47ZM55 102V100L53 101V103ZM63 102V101H62ZM65 102V101H64ZM77 102V103H78ZM82 102V101H81ZM146 102V101H145ZM171 102H172V100H171ZM170 101H169V103H171ZM179 102V101H178ZM181 102V101H180ZM195 102V104H196V116H198V115H202V110H203V108H204V104H203V99H201V98H198V99H196V101H194ZM206 102V101H205ZM204 102V103H205ZM214 102V101H213ZM216 102V101H215ZM232 101H230V103H231ZM238 102V101H237ZM1 103V102H0ZM8 103V102H7ZM12 103H13V100H12ZM40 103V102H39ZM45 103V102H44ZM70 103V102H69ZM75 103V102H74ZM84 103V102H83ZM89 103V102H88ZM91 103V102H90ZM94 104H95V102H93ZM98 103V102H97ZM154 103V102H153ZM160 103H161V101H160ZM168 103V102H167ZM177 103V102H176ZM191 103H193V102H191ZM208 103V102H207ZM219 103V102H218ZM223 103V102H222ZM234 103V102H233ZM21 103H19V105H20ZM30 104V103H29ZM59 104V103H58ZM57 104V105H58ZM72 104V103H71ZM81 104V103H80ZM140 104H141V102H140ZM157 104V103H156ZM166 104V103H165ZM173 104V103H172ZM171 104V105H172ZM183 104V103H182ZM181 104V105H182ZM188 104V103H187ZM211 104V103H210ZM217 104V103H216ZM1 105V104H0ZM4 105V104H3ZM6 105V104H5ZM32 105V104H31ZM34 105V104H33ZM41 105H42V102H41ZM45 105H46V103H45ZM65 105V104H64ZM89 105V104H88ZM101 105V104H100ZM131 105H133V108H131ZM151 105V104H150ZM170 105V104H169ZM8 106V105H7ZM14 106H15V104H14ZM18 106V105H17ZM20 106H22V105H20ZM47 107L46 108H48V105H46ZM52 106H53V104H52ZM61 106V105H60ZM69 106V105H68ZM143 106V105H142ZM146 106V105H145ZM156 106V105H155ZM174 106V105H173ZM175 106H176V104H175ZM208 106V105H207ZM215 106V105H214ZM237 106V105H236ZM9 107V106H8ZM16 107V106H15ZM32 107V106H31ZM30 107V108H31ZM42 107V106H41ZM59 107V106H58ZM67 107V106H66ZM72 107V106H71ZM75 107V106H74ZM92 108H93V106H91ZM152 107V106H151ZM169 107V106H168ZM171 107V109L173 110V111H171V110H167L165 113H164V116L165 117H170V116H175V117H177V116H179V112H177V111H175L174 110V108L172 107V106H170ZM184 107L186 108V106L184 105ZM188 107V106H187ZM194 107V106H193ZM211 107V106H210ZM217 107H218V104H217ZM226 107V106H225ZM228 108H230L229 106H227ZM1 108V107H0ZM22 108V107H21ZM23 108H26L25 106H23ZM28 108V107H27ZM79 108V107H78ZM87 108V107H86ZM148 108H150L149 106H148ZM162 108V107H161ZM163 108H164V106H163ZM179 108V107H178ZM177 108V109H178ZM188 108H190V107H188ZM208 108V107H207ZM219 108V107H218ZM222 108V107H221ZM232 108H233V106H232ZM3 109V108H2ZM11 108L9 107V110H10ZM13 109V108H12ZM18 109V108H17ZM31 109H33V107L31 108ZM30 109V110H31ZM38 109V108H37ZM55 109V108H54ZM56 109H57V107H56ZM61 109V108H60ZM65 109V108H64ZM63 109V110H64ZM100 109H102V107H100ZM152 109V108H151ZM156 109V108H155ZM180 109V108H179ZM206 109V108H205ZM234 109V108H233ZM233 109H231L232 111H234ZM20 110V109H19ZM29 110V111H30ZM42 110V109H41ZM62 110V109H61ZM68 110V109H67ZM77 110V109H76ZM83 110V108L81 109V111ZM95 110V109H94ZM165 110V109H164ZM220 110V109H219ZM227 110V109H226ZM2 111V110H1ZM23 111V110H22ZM25 111V110H24ZM32 111V110H31ZM37 111V110H36ZM53 111V110H52ZM60 111V110H59ZM65 111V110H64ZM80 111V112H81ZM155 111H158L157 109L155 110ZM193 111V110H192ZM211 111H213V110H211ZM221 111V110H220ZM223 111V110H222ZM230 111V110H229ZM232 111H231V113H232ZM3 112V111H2ZM5 112V111H4ZM41 112V111H40ZM39 112V113H40ZM56 112V111H55ZM74 112V111H73ZM83 112V111H82ZM81 112V113H82ZM139 112V111H138ZM147 112H148V110H147ZM159 112V111H158ZM195 112V111H194ZM206 112V111H205ZM208 112H209V110H208ZM224 112V111H223ZM227 112V111H226ZM24 113V112H23ZM33 113H35V112H33ZM37 113H38V111H37ZM62 113V112H61ZM77 113V112H76ZM149 113V112H148ZM228 113V112H227ZM19 114H20V112H19ZM27 114V113H26ZM30 114H32V113H30ZM50 114V113H49ZM54 114V113H53ZM78 114V113H77ZM80 114V113H79ZM85 114V113H84ZM93 114V113H92ZM122 114V113H121ZM137 114V113H136ZM150 114V113H149ZM151 114H152V112H151ZM156 114V113H155ZM158 114V113H157ZM161 114V113H160ZM183 114V113H182ZM189 114V113H188ZM195 114V113H194ZM205 114V113H204ZM203 114V115H204ZM211 114V113H210ZM224 114V113H223ZM12 115V114H11ZM29 115V114H28ZM39 115V114H38ZM57 115V114H56ZM68 115H69V113H68ZM86 115V114H85ZM87 115H88V113H87ZM87 115H86V117H87ZM186 115V114H185ZM231 115V114H230ZM4 116V115H3ZM2 116V117H3ZM33 116V115H32ZM35 116H36V114H35ZM51 116V115H50ZM55 116V115H54ZM62 116V115H61ZM66 116V115H65ZM64 116V117H65ZM126 116V115H125ZM141 116V115H140ZM160 116V115H159ZM162 116V115H161ZM211 116V115H210ZM229 116V115H228ZM12 117V116H11ZM18 117V116H17ZM24 117V116H23ZM26 117V116H25ZM29 117V116H28ZM47 117H48V115H47ZM82 118L84 117V116H81ZM123 117V116H122ZM149 117V116H148ZM148 117H147V120H149L148 119ZM154 117V116H153ZM174 117V118H175ZM187 117H189V115H187ZM186 117V118H187ZM200 117V116H199ZM225 117V116H224ZM10 118V117H9ZM30 118V117H29ZM36 118V117H35ZM50 118V117H49ZM67 118V117H66ZM71 118V117H70ZM69 118V119H70ZM77 119L79 118V117H76ZM121 118V117H120ZM128 118V117H127ZM135 118H137V117H135ZM143 118H145V117H143ZM151 118V117H150ZM157 118H160V117H158V115H157ZM162 118V117H161ZM179 118V117H178ZM185 118V117H184ZM203 118V117H202ZM222 118V117H221ZM226 118V117H225ZM1 119V118H0ZM11 119V118H10ZM28 119V118H27ZM31 119V118H30ZM52 119V118H51ZM62 119V118H61ZM65 119V118H64ZM63 119V120H64ZM75 119V118H74ZM125 119V118H124ZM154 119V118H153ZM155 119H156V117H155ZM163 119V118H162ZM161 119V120H162ZM169 119V118H168ZM218 119H220V117L218 118ZM223 119V118H222ZM221 119V120H222ZM1 120H4V118H2ZM34 120V119H33ZM76 120V119H75ZM80 120V119H79ZM116 120V119H115ZM120 120V119H119ZM125 120H127V119H125ZM131 120V119H130ZM130 120H128V121H130ZM164 120V119H163ZM166 120V119H165ZM171 120V119H170ZM220 120V121H221ZM226 120V119H225ZM5 121H6V119H5ZM5 121H4V123H5ZM8 121V120H7ZM12 121H13V119H12ZM15 121V120H14ZM23 121V120H22ZM28 121H29V119H28ZM32 121V120H31ZM36 121V120H35ZM49 121V120H48ZM52 121V120H51ZM69 121V120H68ZM137 121V120H136ZM135 121V122H136ZM176 121V120H175ZM178 121H179V119H178ZM215 121V120H214ZM223 121V120H222ZM9 122H10V120H9ZM25 122V121H24ZM33 122V121H32ZM31 122V123H32ZM50 122V121H49ZM53 122V121H52ZM58 122H59V120H58ZM72 122V121H71ZM86 122V121H85ZM125 122V121H124ZM132 122V121H131ZM145 122V121H144ZM154 122H156V121H154ZM169 122H171V121H168V123ZM173 122H174V120H173ZM187 122V121H186ZM192 122V121H191ZM198 122V121H197ZM216 122H218V121H216ZM226 122H227V120H226ZM7 123V122H6ZM21 123V122H20ZM26 123H27V121H26ZM65 123V122H64ZM66 123H68V122H66ZM73 123V122H72ZM77 123V122H76ZM83 123V122H82ZM89 123H91V121L89 122ZM115 123V122H114ZM129 123V122H128ZM142 123V122H141ZM147 123V122H146ZM146 123H145V125H146ZM161 123V122H160ZM166 123V122H165ZM172 123V122H171ZM201 123V122H200ZM222 123V122H221ZM221 123H219V125L221 124ZM23 124V123H22ZM40 124H41V122H40ZM45 124V123H44ZM43 124V125H44ZM61 124V123H60ZM75 124V123H74ZM81 124V123H80ZM84 124V123H83ZM96 124V123H95ZM131 124V123H130ZM144 124V123H143ZM155 124V123H154ZM154 124H153V126H154ZM185 124V123H184ZM205 124V123H204ZM218 124V123H217ZM2 125V124H1ZM8 124H6V128L8 127L7 126ZM10 125V124H9ZM21 125V124H20ZM45 125H47V124H45ZM63 125V124H62ZM68 125V124H67ZM94 125V124H93ZM141 125V124H140ZM159 125V124H158ZM157 125V126H158ZM209 125V124H208ZM226 125V124H225ZM232 125V124H231ZM3 126V125H2ZM16 126V128H17V125H15ZM28 126V125H27ZM58 126V125H57ZM82 126V125H81ZM86 126H87V122H86ZM102 126V125H101ZM110 127L112 126V125H109ZM116 126H117V124H116ZM115 126V127H116ZM156 126V127H157ZM163 126V125H162ZM173 126V125H172ZM178 126V125H177ZM195 126V125H194ZM202 126H203V124H202ZM212 126V125H211ZM213 126H215V125H213ZM10 127V126H9ZM23 127V126H22ZM22 127H20L19 129H21ZM29 127H31L30 125H29ZM64 127H65V125H64ZM75 127V126H74ZM77 128H79L78 126H76ZM84 127V126H83ZM90 127H91V125H90ZM93 127V126H92ZM114 127V126H113ZM140 126L138 125V127L137 128H139ZM145 127V126H144ZM164 127V126H163ZM166 127H167V125H166ZM181 127V126H180ZM184 127V126H183ZM182 127V128H183ZM195 127H197V126H195ZM218 127V126H217ZM11 128V127H10ZM10 128H9V130H10ZM44 128H46V126L44 127ZM47 128H49V127H47ZM55 128V127H54ZM61 128V127H60ZM100 128H102V127H100ZM148 128H152V127H148ZM171 128H173V127H171ZM174 128L176 129V127H175V125H174ZM200 128V127H199ZM224 128H226L225 126H224ZM231 128V127H230ZM233 128V127H232ZM231 128V129H232ZM1 129V128H0ZM12 129H14V127L12 128ZM18 129V130H19ZM25 129H27V128H25ZM30 129V128H29ZM29 129H28V131H29ZM66 129V128H65ZM95 129H97L96 127H95ZM107 129V128H106ZM130 129V128H129ZM145 129V128H144ZM155 129V128H154ZM195 129V128H194ZM200 129H202V128H200ZM215 129V128H214ZM222 129V128H221ZM221 129H219V130H221ZM9 130H8V132H9ZM17 130V131H18ZM47 130V129H46ZM75 131L77 130V129H74ZM74 130H71V131H74ZM87 130V129H86ZM90 130V129H89ZM99 130V129H98ZM103 130V129H102ZM108 130V129H107ZM106 130V131H107ZM119 130V129H118ZM125 130H128V129H125ZM147 130V129H146ZM156 130V129H155ZM161 130V129H160ZM178 130V129H177ZM181 130V129H180ZM193 130V129H192ZM196 130V129H195ZM203 130V129H202ZM208 130V129H207ZM211 130V129H210ZM213 130V129H212ZM216 130V129H215ZM222 130H224V129H222ZM226 130H227V128H226ZM3 131V130H2ZM4 131H6V130H4ZM12 131V130H11ZM38 131V130H37ZM50 131V130H49ZM78 131V130H77ZM105 131V132H106ZM109 131V130H108ZM111 131H112V129H111ZM117 131V130H116ZM141 131V130H140ZM154 131V130H153ZM164 131V130H163ZM172 131V130H171ZM7 132V131H6ZM13 132V131H12ZM16 131H14V133H15ZM25 133H26V131H24ZM40 132V131H39ZM47 132V131H46ZM91 132H93V131H91ZM90 132V133H91ZM95 132V131H94ZM113 132V131H112ZM126 132V131H125ZM129 132V131H128ZM147 132V131H146ZM155 132V131H154ZM161 132V131H160ZM159 132V133H160ZM169 132V131H168ZM179 132V131H178ZM204 132V131H203ZM217 132H218V130H217ZM2 133H4V132H2ZM40 133H42V132H40ZM58 133H60V132H58ZM64 133V132H63ZM68 133V132H67ZM101 133V132H100ZM118 133V132H117ZM151 133V132H150ZM164 133V132H163ZM172 133H174V131L172 132ZM182 133V132H181ZM186 133V132H185ZM189 133H190V131H189ZM201 134H202V132H200ZM212 133V132H211ZM219 134H220V132H218ZM217 133V134H218ZM230 133V132H229ZM19 134V133H18ZM17 134V135H18ZM23 134V133H22ZM51 134H53V133H50V135ZM61 134H62V132H61ZM66 134V133H65ZM103 134V133H102ZM107 134V133H106ZM116 134V133H115ZM115 134H113L114 136H115ZM123 134V133H122ZM127 134V133H126ZM129 134V133H128ZM136 134V133H135ZM144 134H146V133H144ZM165 134H166V132H165ZM217 134H216V136H217ZM218 134V135H219ZM222 134H224V133H222ZM227 134V133H226ZM5 135V134H4ZM19 135H21V134H19ZM42 135V134H41ZM60 135V134H59ZM75 135V134H74ZM99 135H101V134H99ZM105 135V134H104ZM131 135V134H130ZM143 135V134H142ZM141 135V136H142ZM149 135V134H148ZM151 135V134H150ZM162 135V134H161ZM167 135V134H166ZM165 135V136H166ZM170 135V134H169ZM195 135V134H194ZM198 135V134H197ZM196 135V136H197ZM211 135V134H210ZM210 135H208V136H210ZM213 135H215V134H213ZM212 135V136H213ZM225 135V134H224ZM1 136V135H0ZM8 136V135H7ZM6 136V137H7ZM10 136V135H9ZM13 136V134L11 135V138H13L12 137ZM31 136V135H30ZM68 136H69V134H68ZM90 136V135H89ZM103 136V135H102ZM122 136V135H121ZM126 136V135H125ZM144 136V135H143ZM147 136V135H146ZM152 136V135H151ZM156 136V135H155ZM170 136H173L172 134L170 135ZM176 136H178V134L176 135ZM181 136V135H180ZM187 136V135H186ZM198 136H200V135H198ZM203 136V135H202ZM204 136H206V135H204ZM212 136H210V139H211V137ZM3 137V136H2ZM20 137V136H19ZM44 137V136H43ZM91 137H93V136H91ZM90 137V138H91ZM110 137V136H109ZM132 137H134V136H132ZM138 137V136H137ZM149 137V136H148ZM154 137V136H153ZM164 137V136H163ZM162 137V138H163ZM193 137V136H192ZM219 137V136H218ZM221 137H222V135H221ZM223 137H225V136H223ZM222 137V138H223ZM4 138V137H3ZM2 138V139H3ZM22 138V137H21ZM30 138V137H29ZM28 138V139H29ZM69 138V137H68ZM73 138V137H72ZM82 138V137H81ZM102 138V137H101ZM106 137L104 136V139H105ZM122 138V137H121ZM126 138V137H125ZM129 138V137H128ZM139 138V137H138ZM146 138V137H145ZM144 138V139H145ZM155 138H157V137H155ZM161 138V139H162ZM180 138V137H179ZM186 138H188V137H186ZM202 138V137H201ZM7 139V138H6ZM9 139V138H8ZM7 139V140H8ZM16 139H17V137H16ZM31 139V138H30ZM71 139V138H70ZM99 139V138H98ZM107 139V138H106ZM109 139H111V138H109ZM134 139V138H133ZM149 139V138H148ZM147 139V140H148ZM172 139H174V138H172ZM175 139H177V138H175ZM174 139V140H175ZM181 139V138H180ZM215 139V141H216V139H217V137H215L214 138ZM0 140H1V138H0ZM6 140V141H7ZM46 140V139H45ZM60 140V139H59ZM62 140H64V139H62ZM91 140H94V139H91ZM99 140H101V139H99ZM138 140V139H137ZM140 140V139H139ZM146 140V141H147ZM153 140H154V138H153ZM163 140V139H162ZM170 140H171V138H170ZM173 140V141H174ZM186 140H188V139H186ZM199 141L201 140V139H198ZM213 140V139H212ZM219 140H220V137H219ZM227 140V139H226ZM3 141V140H2ZM11 141V140H10ZM9 141V142H10ZM19 141V140H18ZM21 141H22V139H21ZM40 141H41V139H40ZM47 141V140H46ZM82 141V140H81ZM90 141V140H89ZM109 141V140H108ZM134 141V140H133ZM203 141V140H202ZM207 141V140H206ZM211 141V140H210ZM221 141V140H220ZM13 142V141H12ZM59 142V141H58ZM98 142V141H97ZM100 142V141H99ZM102 142V141H101ZM113 142V141H112ZM141 142H143V140L141 141ZM148 142H150V141H148ZM186 142V141H185ZM191 142V141H190ZM192 142H193V139H192ZM198 142V141H197ZM205 142V141H204ZM228 141H226V143H227ZM1 143V142H0ZM11 143V142H10ZM31 143V142H30ZM41 143V142H40ZM63 143H64V141H63ZM80 143V142H79ZM84 143V142H83ZM110 143H111V141H110ZM109 143V144H110ZM115 143H117V142H115ZM161 143V142H160ZM170 143V142H169ZM184 143V142H183ZM187 143V142H186ZM195 143V142H194ZM213 143V142H212ZM225 143V142H224ZM4 144H5V142H4ZM17 144V143H16ZM20 144V143H19ZM42 144V143H41ZM107 144V143H106ZM105 144V145H106ZM112 144V143H111ZM139 144V143H138ZM165 145V143H162V145ZM5 145H7V146H9V144H5ZM18 145V144H17ZM23 145V144H22ZM38 145V144H37ZM62 145V144H61ZM66 145H67V143H66ZM70 145H71V143H70ZM73 145V144H72ZM71 145V146H72ZM76 145H78L77 143H76ZM94 145V144H93ZM92 145V146H93ZM123 145V144H122ZM147 145V144H146ZM151 145H152V143H151ZM168 145V143H166V145L165 146H167ZM178 145V144H177ZM188 145V144H187ZM192 145H194V144H192ZM201 145V144H200ZM209 145V144H208ZM216 145V144H215ZM0 146H3V145H0ZM10 146H12V144L10 145ZM26 146V145H25ZM41 146V145H40ZM59 146V145H58ZM62 146H64V145H62ZM74 146V145H73ZM72 146V147H73ZM97 146V145H96ZM101 146V145H100ZM110 146V145H109ZM112 146H113V144H112ZM118 146H119V143H118ZM121 146V145H120ZM198 146V145H197ZM204 146V145H203ZM207 146V145H206ZM211 146V145H210ZM210 146H209V149H210ZM217 146H220V145H218L217 144ZM217 146H214V147H217ZM222 146H223V144H222ZM34 147V146H33ZM39 147V146H38ZM44 147V146H43ZM67 147V146H66ZM82 147V146H81ZM87 147H89V146H87ZM95 147V146H94ZM147 147H148V145H147ZM184 147V146H183ZM188 147V146H187ZM186 147V148H187ZM213 147V148H214ZM28 148V147H27ZM36 148V147H35ZM60 148H62V147H60ZM86 148V147H85ZM91 148V147H90ZM123 148V147H122ZM125 148V147H124ZM129 148V147H128ZM127 148V149H128ZM131 148V147H130ZM136 148H138V146L136 147ZM142 148H144V146H142ZM151 148H152V146H151ZM167 148V147H166ZM199 148H201V147H199ZM204 148V147H203ZM218 148V147H217ZM8 149H9V147H8ZM12 149H16V148H12ZM18 149V148H17ZM41 149V148H40ZM44 149H46L45 147H44ZM69 149V148H68ZM72 149V148H71ZM76 149V148H75ZM98 149V148H97ZM109 149V148H108ZM112 149H114L113 147L110 149L111 151H112ZM116 149V148H115ZM115 149H114V151H115ZM117 149H119V147L117 148ZM116 149V150H117ZM140 149H141V147H140ZM163 149H165V148H163ZM185 149V148H184ZM183 149V150H184ZM196 149H198V148H196ZM205 149H206V147L204 148V150L203 151H205ZM10 150H11V148H10ZM23 150V149H22ZM27 149H25V150H23V151H26ZM58 150H59V148H58ZM61 150V149H60ZM67 150V149H66ZM92 150V149H91ZM121 150V149H120ZM130 150V149H129ZM132 150V149H131ZM130 150V151H131ZM139 150V149H138ZM144 150V149H143ZM182 150V151H183ZM200 150V149H199ZM207 150V149H206ZM221 150V149H220ZM0 151L2 152V150L0 149ZM3 151L4 152H8V150L6 149V146L3 148ZM17 151V150H16ZM28 151V150H27ZM46 151V150H45ZM64 151V150H63ZM69 151V150H68ZM73 151V150H72ZM71 151V152H72ZM78 151V150H77ZM90 151V150H89ZM125 151V150H124ZM156 151H158V150H156ZM159 151H161V150H159ZM158 151V152H159ZM187 151H188V148H187ZM186 151V152H187ZM211 151H212V149H211ZM213 151H216V150H213ZM212 151V152H213ZM13 152H15V151H13ZM35 152V151H34ZM33 152V153H34ZM47 153H48V151H46ZM57 152H59V151H57ZM70 152V151H69ZM76 152V150L74 151V153ZM87 153H88V151H86ZM103 152V151H102ZM126 152V151H125ZM133 152V151H132ZM152 152V151H151ZM165 152V151H164ZM174 152H175V149H174ZM185 152V151H184ZM29 153V152H28ZM77 153V152H76ZM80 153V152H79ZM93 153V152H92ZM97 153V152H96ZM106 153V152H105ZM128 153V152H127ZM192 153V152H191ZM11 154H12V151H11ZM19 154V153H18ZM24 154V153H23ZM26 154V153H25ZM38 154V153H37ZM54 154V153H53ZM56 154V153H55ZM64 154H66V153H64ZM72 154V153H71ZM111 154H112V152H111ZM117 154V153H116ZM137 154V153H136ZM148 154V153H147ZM165 154V153H164ZM208 154V153H207ZM219 154V153H218ZM4 155H5V153H4ZM15 155V154H14ZM20 155H21V153H20ZM20 155H19V157H20ZM26 155H28V154H26ZM25 155V156H26ZM58 155V154H57ZM73 156H74V154H72ZM82 155V154H81ZM90 155V154H89ZM92 155V154H91ZM98 155V154H97ZM107 155V154H106ZM129 155V154H128ZM166 155V154H165ZM168 155H169V153H168ZM180 155V154H179ZM195 155V154H194ZM196 155H199V154H196ZM195 155V156H196ZM6 156V155H5ZM8 156V155H7ZM24 156V155H23ZM22 156V157H23ZM61 156V155H60ZM59 156V157H60ZM66 156H67V154H66ZM83 156V155H82ZM99 156H101V155H99ZM119 157H120V155H118ZM137 156V155H136ZM170 156V155H169ZM189 156V155H188ZM209 157L211 156V155H208ZM31 157V156H30ZM44 157V156H43ZM47 157V156H46ZM65 157V156H64ZM70 157V156H69ZM77 157V156H76ZM81 157V156H80ZM90 157V156H89ZM94 157V156H93ZM103 157V156H102ZM171 157V156H170ZM176 157V156H175ZM186 157V156H185ZM2 158H3V156H2ZM11 158H12V156H11ZM21 158V157H20ZM24 158V157H23ZM27 158V157H26ZM95 158V157H94ZM97 158V157H96ZM96 158H95V160H96ZM116 158V157H115ZM137 158V157H136ZM139 158H140V156H139ZM145 158V157H144ZM151 158V157H150ZM169 158V157H168ZM168 158H167V160H168ZM177 158V157H176ZM194 158V157H193ZM224 158V157H223ZM6 159V158H5ZM18 158H16V160H17ZM35 159V158H34ZM39 159H40V157H39ZM49 159V158H48ZM51 159V158H50ZM49 159V160H50ZM79 159V158H78ZM77 159V160H78ZM83 159V158H82ZM120 159V158H119ZM164 159H166V157L164 158ZM188 159V158H187ZM190 159H192V158H190ZM197 159H198V157H197ZM200 159V158H199ZM12 160V159H11ZM22 160V159H21ZM26 161H27V159H25ZM84 160H85V158H84ZM88 160V159H87ZM114 160V159H113ZM124 160V159H123ZM146 160V159H145ZM152 160V159H151ZM163 160V159H162ZM185 160V159H184ZM189 160V159H188ZM195 160V159H194ZM0 161H2L1 159H0ZM28 161H30V160H28ZM27 161V162H28ZM70 161V160H69ZM99 161V160H98ZM115 161V160H114ZM148 161V160H147ZM150 161V160H149ZM205 161H206V159H205ZM204 161V162H205ZM67 162V161H66ZM85 162V161H84ZM89 162H91L90 160H89ZM93 162V161H92ZM99 162H101V161H99ZM108 162V161H107ZM143 162V161H142ZM168 162V161H167ZM191 162V161H190ZM193 162V161H192ZM197 162H199V161H197ZM209 162H210V160H209ZM3 163V162H2ZM8 163V162H7ZM15 163H17V162H15ZM18 163H19V161H18ZM23 163V162H22ZM21 163V164H22ZM26 163V162H25ZM96 163V162H95ZM148 163V162H147ZM166 163V162H165ZM168 163H170V162H168ZM24 164V163H23ZM49 164V163H48ZM68 164V163H67ZM74 164V163H73ZM89 164V163H88ZM97 164V163H96ZM100 164V163H99ZM107 164V163H106ZM199 164H201V163H199ZM209 164V163H208ZM7 165V164H6ZM5 165V167H7ZM173 165V164H172ZM184 165H186V164H184ZM1 166V165H0ZM18 166V165H17ZM69 166V165H68ZM71 166V168H72V165H70ZM90 166V165H89ZM95 166V165H94ZM113 166V165H112ZM168 166V165H167ZM170 166V165H169ZM178 166V165H177ZM176 166V167H177ZM180 166V165H179ZM202 166H203V164H202ZM12 167H14V165L12 166ZM21 166H19V168H20ZM30 167V166H29ZM82 166H80L79 168H81ZM196 167V166H195ZM201 167V166H200ZM207 167V166H206ZM14 168H16V166L14 167ZM78 168V169H79ZM97 168V167H96ZM179 168V167H178ZM183 168V167H182ZM185 168H188V167H185ZM191 168V167H190ZM193 169H194V167H192ZM204 168V167H203ZM6 169V168H5ZM30 169V168H29ZM82 169V168H81ZM157 170H158V168H156ZM167 169V168H166ZM172 169V168H171ZM197 169V168H196ZM199 169V168H198ZM14 170V169H13ZM20 170H22V169H20ZM26 170V169H25ZM71 170V169H70ZM108 170V169H107ZM181 170V169H180ZM190 170V169H189ZM211 170V169H210ZM18 171V170H17ZM74 171V173H75V170H73ZM78 171V170H77ZM162 171V170H161ZM168 171V170H167ZM179 171V170H178ZM193 171V170H192ZM195 171V170H194ZM14 172H16V169H15V171ZM26 172V171H25ZM72 172V171H71ZM81 172V171H80ZM163 172V176H164V171H162ZM196 172V171H195ZM208 172V171H207ZM21 173V172H20ZM23 173H24V171H23ZM78 173V172H77ZM193 173V172H192ZM197 173V172H196ZM201 173V172H200ZM10 174V173H9ZM8 174V175H9ZM24 174H26V173H24ZM80 174V173H79ZM82 174V173H81ZM102 174V173H101ZM105 174V173H104ZM168 175L169 173H167V172H165V175ZM178 174V173H177ZM208 174V173H207ZM1 175V174H0ZM6 175V174H5ZM11 175V174H10ZM13 175H14V173H13ZM22 175V174H21ZM28 175H30V174H28ZM74 175V174H73ZM90 175V174H89ZM88 175V176H89ZM170 175V174H169ZM168 175V176H169ZM173 175V174H172ZM179 175V174H178ZM190 175V174H189ZM198 175V174H197ZM196 175V176H197ZM4 176V175H3ZM24 176V175H23ZM26 176V175H25ZM70 176H72V173H71V175ZM77 176V175H76ZM107 176V175H106ZM159 176H161L162 177V175L161 174H159ZM167 176V177H168ZM171 176V175H170ZM1 178H2V176H0ZM5 177H7V176H5ZM11 177V176H10ZM80 177V176H79ZM91 177V176H90ZM105 177V176H104ZM183 177V176H182ZM186 177V176H185ZM190 177V176H189ZM203 177V176H202ZM208 177V176H207ZM95 178V177H94ZM164 178V177H163ZM166 178V177H165ZM191 178H192V176H191ZM193 178H194V176H193ZM8 179V178H7ZM32 179V178H31ZM106 179H108V178H106ZM157 179V178H156ZM160 179V178H159ZM1 180V179H0ZM11 180H12V177H11ZM19 180V179H18ZM25 180V182H26V179H24ZM70 180V179H69ZM82 180V179H81ZM167 180V179H166ZM3 181V180H2ZM5 181V180H4ZM3 181V182H4ZM13 181V180H12ZM23 181V180H22ZM68 181V180H67ZM71 181H72V179H71ZM187 181V180H186ZM28 182V181H27ZM56 182V181H55ZM74 182V181H73ZM157 182V181H156ZM159 182V181H158ZM161 182H163V181H161ZM168 182V181H167ZM193 182V181H192ZM8 183V182H7ZM18 183H19V181H18ZM22 183H24V182H22ZM57 183V182H56ZM76 183V182H75ZM74 183V184H75ZM164 183V182H163ZM171 183H172V181H171ZM170 183V184H171ZM180 183V182H179ZM183 183V182H182ZM194 183V182H193ZM196 183V182H195ZM195 183H194V185H195ZM13 184V183H12ZM65 183H62L61 182V185H64ZM74 184H73V186H74ZM161 184V183H160ZM184 184V183H183ZM183 184L181 185V186H183ZM188 184V183H187ZM2 185V184H1ZM0 185V186H1ZM5 185V184H4ZM21 185H23V184H21ZM70 185V184H69ZM110 185V184H109ZM155 185V184H154ZM164 185V184H163ZM172 185V184H171ZM185 185V184H184ZM193 185V186H194ZM7 186V185H6ZM20 186V185H19ZM58 186V185H57ZM68 186V185H67ZM104 186V185H103ZM158 186V185H157ZM162 186V185H161ZM165 186V185H164ZM174 186H176V185H174ZM179 186V185H178ZM177 186V187H178ZM180 186V187H181ZM26 187V186H25ZM24 187V188H25ZM70 187V186H69ZM151 187V186H150ZM167 187H169V186H167ZM171 187V186H170ZM196 187V186H195ZM51 188V187H50ZM59 188V187H58ZM64 188V187H63ZM172 188V187H171ZM182 188V187H181ZM21 189V188H20ZM19 189V190H20ZM168 189V188H167ZM13 190H15V189H13ZM12 190V191H13ZM64 190H65V188H64ZM71 190V189H70ZM171 190V189H170ZM180 189H178V191H179ZM202 190V189H201ZM16 191V190H15ZM50 191V190H49ZM60 191V190H59ZM66 191V190H65ZM74 191V190H73ZM189 191V190H188ZM192 191H193V189H192ZM11 192V191H10ZM14 192V191H13ZM52 192V191H51ZM62 192V191H61ZM67 192H68V190H67ZM146 192V191H145ZM144 192V193H145ZM153 192V191H152ZM154 192H155V190H154ZM169 192V191H168ZM171 192H173V191H171ZM170 192V193H171ZM198 192H200V190L198 191ZM46 193V192H45ZM50 193V192H49ZM56 193V192H55ZM63 193V192H62ZM149 193V192H148ZM192 193V192H191ZM20 194V193H19ZM43 194V193H42ZM47 194V193H46ZM53 194V193H52ZM61 194V193H60ZM156 194V193H155ZM159 194V193H158ZM165 194V193H164ZM187 194H188V192H187ZM17 195V194H16ZM48 195V194H47ZM64 195V194H63ZM150 195V194H149ZM160 195H161V193H160ZM24 196V195H23ZM44 196V195H43ZM53 196V195H52ZM56 196V195H55ZM54 196V197H55ZM147 196H148V194H147ZM154 196V195H153ZM159 196V195H158ZM170 196V195H169ZM7 197V196H6ZM5 197V198H6ZM10 197V196H9ZM27 197V196H26ZM61 197V196H60ZM146 197V196H145ZM157 197V196H156ZM179 197V196H178ZM11 198V197H10ZM9 198V199H10ZM50 198V197H49ZM191 198H192V196H191ZM12 199V198H11ZM14 199V198H13ZM32 199V198H31ZM160 199V198H159ZM190 199V198H189ZM6 200V199H5ZM29 200H30V198H29ZM43 200V199H42ZM133 200V199H132ZM162 200V199H161ZM166 200V199H165ZM11 201V200H10ZM9 201V202H10ZM31 201H33V200H31ZM55 201V200H54ZM181 201V200H180ZM35 202V201H34ZM41 202V201H40ZM159 202V201H158ZM183 202V201H182ZM60 203V202H59ZM129 203H130V201H129ZM131 203H133V202H131ZM140 203V202H139ZM138 203V204H139ZM146 203V202H145ZM156 203V202H155ZM162 203H163V201H162ZM186 203H188V202H186ZM16 204V203H15ZM41 204V203H40ZM128 204V203H127ZM166 204V203H165ZM7 205V204H6ZM9 205V204H8ZM42 205H43V203H42ZM130 205H132V204H130ZM168 205V204H167ZM181 205V204H180ZM188 205V204H187ZM1 206V205H0ZM15 206V205H14ZM53 206V205H52ZM51 206V207H52ZM139 206V205H138ZM8 207V206H7ZM16 207V206H15ZM41 207V206H40ZM42 207H45V206H42ZM50 207V208H51ZM143 207V206H142ZM146 207V206H145ZM9 208V207H8ZM39 208V207H38ZM40 209V208H39ZM52 209V208H51ZM141 209V208H140ZM18 210V209H17ZM47 209L45 208V211H46ZM145 210V209H144ZM2 211V210H1ZM0 211V212H1ZM4 211V210H3ZM19 211V210H18ZM23 211V210H22ZM36 211V210H35ZM37 211L38 212H40L38 209H37ZM159 211H160V209H159ZM162 211V210H161ZM4 212H6V211H4ZM13 212V211H12ZM15 212V211H14ZM34 212V211H33ZM144 213V212H143ZM41 214H43V213H41ZM145 214V213H144ZM165 214V213H164ZM163 214V215H164ZM3 215V212H1L0 213V216H2ZM14 215V214H13ZM21 215V214H20ZM48 215V214H47ZM162 215V216H163ZM6 216V215H5ZM11 215H9V217H10ZM16 216V215H15ZM22 216V215H21ZM21 216H18V218L20 217L21 218ZM45 216H46V214H45ZM156 216V215H155ZM8 217V216H7ZM29 217H30V215H29ZM32 217V216H31ZM34 217V216H33ZM2 218V217H1ZM11 218V217H10ZM10 218H8V219H10ZM19 218V219H20ZM26 218V217H25ZM37 218V217H36ZM41 218V217H40ZM161 218V217H160ZM27 219V218H26ZM12 220H13V217H12ZM23 220V219H22ZM37 220V219H36ZM15 221V223H16V220H14ZM28 221V220H27ZM26 221V222H27ZM6 222V221H5ZM8 222H9V220H8ZM11 222V221H10ZM13 222V221H12ZM11 222V223H12ZM19 222V221H18ZM29 222V221H28ZM34 222V221H33ZM178 222V221H177ZM22 223V222H21ZM24 223V222H23ZM151 223V222H150ZM17 224V223H16ZM29 224V223H28ZM30 225V224H29ZM150 225V224H149ZM4 226V225H3ZM10 226V225H9ZM16 226V225H15ZM14 226V227H15ZM148 226V225H147ZM155 226V225H154ZM12 227V226H11ZM25 227V226H24ZM29 227V226H28ZM5 228V227H4ZM22 228V227H21ZM148 228V227H147ZM154 228V227H153ZM179 228V227H178ZM7 229H8V227H7ZM150 229V228H149ZM148 229V230H149ZM2 230V229H1ZM4 230V229H3ZM19 230V229H18ZM22 230V229H21ZM27 230V229H26ZM169 230V229H168ZM157 231V230H156ZM161 232V231H160ZM165 232H166V230H165ZM7 233V232H6ZM12 233V232H11ZM148 233V232H147ZM2 234V233H1ZM15 234V233H14ZM152 234H154V233H152ZM150 235V234H149ZM159 235V234H158ZM162 235V234H161ZM3 236V235H2ZM13 236L14 235H12V238H13ZM16 236V235H15ZM151 236V235H150ZM166 236V235H165ZM155 237V236H154ZM163 238H164V236H162ZM167 237H169L168 235H167ZM175 237V236H174ZM155 238H157V237H155ZM159 238H161V237H159ZM11 239V238H10ZM154 239V238H153ZM152 239V240H153ZM158 239V238H157ZM165 239V238H164ZM172 239V238H171ZM171 239H169L170 241H172ZM7 240V239H6ZM150 239H148V241H149ZM176 240V239H175ZM225 240V239H224ZM2 241V240H1ZM178 242V241H177ZM181 242V241H180ZM179 242V243H180ZM3 242H1V244H2ZM5 243V242H4ZM3 243V244H4ZM9 243H10V241H9ZM8 243V244H9ZM14 243H15V241H14ZM147 243V242H146ZM229 243V242H228ZM24 244V243H23ZM145 244V243H144ZM150 244V243H149ZM156 244V243H155ZM167 244V243H166ZM175 244L177 245L178 243H176L175 242ZM5 245V244H4ZM15 245V244H14ZM13 245V246H14ZM17 246L18 245H20V244H16ZM43 245V244H42ZM16 246V247H17ZM149 246V245H148ZM154 246V245H153ZM166 246V245H165ZM186 246H189V245H186ZM9 247H12V246H9ZM24 247V245L22 246V248ZM28 247V246H27ZM144 247V246H143ZM179 247H181L180 246V244H179ZM194 247V246H193ZM220 247V246H219ZM20 248H21V246H20ZM24 248H26V247H24ZM151 248V247H150ZM161 248V247H160ZM175 248V247H174ZM0 249H2V248H0ZM29 249V248H28ZM156 249V248H155ZM168 249V248H167ZM173 249V248H172ZM182 249V248H181ZM8 250V249H7ZM11 250H13V249H11ZM17 250H19V249H17ZM20 250H22V249H20ZM144 250V249H143ZM170 250V249H169ZM176 250V249H175ZM156 251H158V250H156ZM4 252H5V250H4ZM20 252V251H19ZM29 252V251H28ZM145 252V251H144ZM27 253V252H26ZM10 254V253H9ZM19 254V253H18ZM142 254V253H141ZM250 254H251V252H250ZM86 255V254H85ZM88 255H90V254H88ZM92 255H94V254H92ZM91 255V256H92ZM22 256V255H21ZM26 256V255H25ZM212 256V255H211ZM252 256V255H251ZM14 257V256H13ZM98 257V256H97ZM102 257V256H101ZM152 257V256H151ZM254 257H255V255H254ZM0 258H3L2 256L0 257ZM24 258V257H23ZM140 258H142L141 256H140ZM243 258H245V257H243ZM22 259V258H21ZM88 259V258H87ZM94 259V258H93ZM143 259H144V257H143ZM246 259V258H245ZM252 259V258H251ZM83 260V259H82ZM85 260V259H84ZM92 259H90L89 261H91ZM147 260V259H146ZM240 260V259H239ZM243 260V259H242ZM248 260V259H247ZM253 260V259H252ZM137 261H138V259H137ZM137 261H135V262H137ZM152 261V260H151ZM155 261V260H154ZM199 261V260H198ZM134 262V263H135ZM139 262V261H138ZM149 262V261H148ZM249 262V261H248ZM257 262H258V259H257ZM84 263V262H83ZM88 263V262H87ZM86 263V264H87ZM132 263V262H131ZM260 263V262H259ZM1 264V263H0ZM82 264V263H81ZM190 264V263H189ZM231 264H235V263H231ZM255 264V263H254ZM261 264H263V263H261Z\"/></svg>",
  "mask_w": 264,
  "mask_h": 264
}]
</instances>
